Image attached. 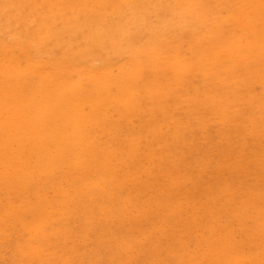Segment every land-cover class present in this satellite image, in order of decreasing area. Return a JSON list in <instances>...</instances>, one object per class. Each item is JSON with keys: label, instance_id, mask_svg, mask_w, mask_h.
<instances>
[{"label": "rangeland", "instance_id": "obj_1", "mask_svg": "<svg viewBox=\"0 0 264 264\" xmlns=\"http://www.w3.org/2000/svg\"><path fill=\"white\" fill-rule=\"evenodd\" d=\"M48 1L49 0H41L40 3V0H0V11H2L0 12V17L4 18L0 19V40L2 39V41H5L3 43L2 41H0V56L5 55V57H0V73H3L2 75H0V98L2 99H0V128H3L0 129V264H56L57 262V264H68V262L69 264H116L118 261L120 263L118 262L117 264H122V262L123 264H127L128 262V264H264V110H262L264 109V89L262 90L264 86V73H262L264 72V42L261 41L264 38V31H262L264 30V0H262V2L261 0H259L260 4H258V0H255L253 3L251 2L253 0H215L213 4H210V2H206L211 0H185L187 2H185L184 0H147L146 3H144V0H70L71 2L69 0H62L63 2H60L61 0H50L49 3ZM56 1L58 2V4H61L57 5ZM67 1L70 6L72 5V7L67 4ZM188 1H190L192 5H190V2L188 4ZM169 2L171 4H169ZM242 2H244L243 4H245V6L242 4ZM248 2L251 5H249ZM12 3L14 4L11 5ZM255 3L258 6H256ZM3 4L5 8L3 7ZM63 4H65V6ZM97 4L98 7L96 6ZM246 4L250 8L251 6H254L252 8L253 13H255L256 11H260L261 14L258 15L256 12V14H253L252 17V14L250 13L251 11L248 10L249 7L247 8ZM15 5H17L18 7L17 10V7ZM19 5H21L22 7H19ZM107 5H110L108 7H111V9L107 8ZM167 5H169V7H167ZM184 5L186 9L183 10ZM204 5H207V7ZM218 5L220 8L217 7ZM50 6L51 8L49 9L48 7ZM52 6H54L56 9ZM56 6L58 7V9ZM191 6L192 8H190ZM8 7L13 12L10 11ZM64 7H68V11H66L67 9L65 10ZM94 7H96L97 9ZM176 7L177 11L175 9ZM204 7H206L207 9H205ZM214 7L215 9L213 11ZM256 7H258L259 9L257 8V10H254L256 9ZM22 8L23 12H20L22 11ZM87 8H90V10H88ZM106 8L108 9V11L106 10ZM180 8L182 9V12L180 11ZM188 8H190V10H188ZM195 8L199 9L195 10ZM202 8H204V12ZM217 8L219 10H216ZM3 9L6 11H4ZM48 9L51 12L48 11ZM91 9L94 10L91 11ZM193 9L195 10V12L193 11ZM44 10L45 13L48 12V14L41 13V11L44 12ZM101 10L103 11L101 12ZM208 10H211V12ZM215 10L218 11V14L215 13ZM70 11V14L72 16L69 15ZM89 11L92 12V15ZM201 12H203L204 15L203 13L201 15ZM51 13H53V17L51 16ZM74 13H76V16L74 15ZM141 13L144 14L141 15ZM199 13L203 18L198 15ZM182 14L183 17L180 18L179 16H182ZM208 14L210 17L208 16ZM45 15H47L48 17H44ZM55 15L56 18H54ZM67 15H69V17ZM165 15L168 16L167 18L169 20H167ZM256 15H258V19L261 18L259 19L261 20L260 22H258L259 20H257V18H254L256 17ZM91 16L93 17L95 22L97 21V23L93 22L94 20ZM101 16L103 18L100 21L99 19L101 18ZM105 16L108 17L106 18ZM163 16L165 17V19ZM173 16H176V19L179 18L177 25L176 19L174 20ZM66 17L69 19H67ZM195 17H197L198 19ZM213 17L215 19H213ZM44 18H46L45 20H48V22L52 24L45 26V22L47 24L50 23L45 21ZM51 18L52 21H50ZM53 18L55 21H53ZM134 18L139 19L136 20ZM210 18H212V20ZM11 19L13 20V22ZM64 19H67V22ZM181 19L182 21L179 22ZM76 20L80 25L76 23L75 25L72 24ZM163 20L168 24L170 23L171 29L168 28L170 30L165 28L168 26V24L166 25V22L164 23ZM43 21L44 23H42ZM57 21L60 23L59 25ZM185 21H189L187 22V25H185ZM3 22H5V25L7 26H4ZM17 22L21 23L18 24ZM31 22L34 23L31 24ZM39 22L42 23H40L41 26ZM54 22L55 24L53 25ZM86 22L89 23L86 24L87 26L85 25ZM162 23L164 24L162 25ZM237 23H239L240 25ZM260 23H263V26H261ZM189 24H192L190 27L193 29L188 26ZM209 24L210 26H208ZM65 25H67V27ZM224 25L227 26L224 27ZM44 26L47 28H45ZM187 26L189 27V29L187 28ZM255 26L258 29L255 28ZM28 27L32 29H29ZM74 27L76 30L74 29ZM184 27L186 28V30ZM223 27L224 30H220V28L222 29ZM244 27L252 30L250 32L246 31L247 29ZM261 27L262 29H260ZM33 28H36L37 30H34V32H32L31 30H33ZM40 28L42 31H40ZM66 28L67 30H65ZM176 28L180 29V31ZM241 28H243L242 30L244 32L241 30ZM18 29H21L22 31L20 32ZM72 29H74L73 31L75 32H73ZM163 29L165 33L164 31H162ZM28 30L31 32L29 33ZM230 30L234 32H230ZM178 31L180 33L182 32V34L185 33L184 35L186 36H182V34H179ZM254 31L257 35L255 33H252ZM18 32H20L19 37ZM61 32L64 33L65 36L62 35ZM228 32L231 34H228ZM44 33L46 36H43ZM233 33H235V35H233ZM8 34L10 35L8 36ZM22 34H24V36ZM56 34L59 36V38L58 36H56ZM178 34L185 39L179 38ZM240 35L242 36V38H240ZM250 35L252 36V38ZM253 35H256V37L254 38ZM63 36L65 38H63ZM70 36L72 39L70 38ZM135 36L137 38H135ZM9 37L11 39H9ZM116 37H118L119 40ZM144 37H146V40ZM256 38H258V40ZM27 39H29V44L27 42ZM30 39L32 42L34 41V44H32ZM37 39L38 42H36ZM101 39H104L103 41L106 42H102ZM40 40H42V42L44 41L45 43L43 42L42 44H40ZM139 40H142L140 42L141 44L139 43ZM180 40L184 42H181ZM16 41L18 42L19 47L17 46V43H14ZM143 41L145 42L143 43ZM169 41L172 42V45L173 43L176 44H174L175 49H173L174 47L171 46V42ZM157 43L161 44L162 46L159 45L158 47ZM229 43L231 45H228ZM249 43L251 45H249ZM8 44L10 46H8ZM20 44L22 45L23 49L22 47H20ZM253 44H255V46ZM29 45L31 46L29 47ZM56 45L58 46V50L56 48L54 49V47H57ZM37 46H40V48ZM104 46H106V48L108 47V50H105V48L102 49V47ZM9 47H11V50ZM132 47H134V49ZM43 48H45V50ZM131 48L133 51L131 50ZM3 49H5L6 52H4ZM129 49L131 52H128ZM48 50H52V54L51 52H48ZM121 50H123L124 52L127 51L128 53L124 54V52ZM177 50L181 51L178 52ZM30 51H32V56H30V53H28ZM116 51L117 53H123V57L121 56L122 54H119L120 56H116ZM165 51L167 52V54ZM53 52H55V55H53ZM27 53L29 55H27ZM48 53L52 55V58L49 59L50 55ZM132 53H137V55L140 53L141 55L139 54L137 57V55H132ZM187 53H190V56ZM13 54H17L18 56H15ZM46 54L49 56H47ZM57 54L60 55L61 58L57 56ZM12 55L14 56V58ZM179 55H181V59H179L180 57L178 58ZM53 56H55V58ZM162 56L164 57V61L161 62L159 59H161ZM183 56L185 60L182 59ZM186 56L187 58H194V62L189 58L186 60ZM44 57L49 61L47 62ZM57 57L59 58L57 59ZM230 57L231 59H229ZM250 57L252 60H254H250ZM33 58H37V60L34 62L38 64L40 63L41 67L38 64L32 62L34 60ZM53 58L55 60H53ZM14 59L17 62H15ZM27 59L32 63L29 62V64ZM145 59L148 63H150V66H148L147 62H143L145 61ZM258 59L260 60V62L258 61ZM131 60H133V62H131ZM156 60H159L160 62H157ZM213 60L215 61V63L213 62L214 65L213 63H211V61ZM59 61L61 63H59ZM171 61H173L172 64ZM254 61L256 62L254 63ZM13 62L15 64H13ZM93 62L94 65L96 64L95 66L93 65ZM242 62L245 63V65H243ZM44 63L45 65H43ZM66 63L68 64L69 69L64 71L67 68ZM154 63H156L157 65ZM168 63H170V65ZM200 63L201 65H198ZM205 63H207V65L209 64L210 66H207ZM230 63H232V65ZM252 63H254V65H252ZM28 64L30 65V68ZM31 64L33 65L31 66ZM59 64L61 65V67L63 66L62 69L64 67L65 68L63 70L60 69L61 67L59 66ZM74 64H76V67ZM104 64L107 65L105 66ZM10 65L12 66L10 67ZM35 65L38 66L36 67ZM73 65L74 67H72ZM17 66L19 69L17 68ZM44 66L46 67V69ZM55 66H57V68ZM126 66L130 67H127L126 69ZM12 67L13 69H11ZM14 67H16V69ZM256 67H258V69H256ZM120 68H123L124 70H121ZM174 68H178L179 71L178 69L176 70ZM219 68H223L225 70L222 71L219 70ZM17 69L18 71H16ZM23 69L26 71L25 74H27L25 77L21 76L20 74L22 72V75H25ZM35 69L38 72L42 71L44 73L45 70L46 72L41 75L38 73V75L37 72H35ZM142 69H144L143 72ZM153 69L154 71H159V75H157V72L155 73ZM11 70L15 71V77L13 75V71ZM61 70L63 71V73ZM164 70H166L167 72ZM181 70L184 71L182 72ZM228 70L230 73L228 72ZM249 70L250 72H252H249L248 74L247 71ZM255 70L256 72H254ZM7 71L10 72V74ZM151 71L153 73H151ZM162 71H164V73L167 75H165L164 73L162 74ZM171 71H175L176 73L173 72V74ZM187 71H189L190 74ZM207 71L210 74L209 76L207 75ZM213 71H216V73H214ZM73 72L75 73L73 74ZM141 72L144 74V76ZM71 73L74 76L71 77ZM255 73L260 74L255 75ZM18 74L20 75L18 76ZM35 74L37 76H35ZM50 74L51 76H49ZM222 74L223 76H227L223 77ZM58 75L61 76L58 77ZM107 75L109 78H107ZM148 75L150 77H147ZM163 75L166 76V79ZM175 75L176 79L178 80H180V78L185 75L186 80L183 77L184 79L181 78L182 80L176 81V79H174ZM194 75L196 79H192L195 78ZM217 75L220 76V79ZM228 75H230V77ZM232 75L233 79L235 80L232 79ZM168 76L172 79L169 82H167L169 80ZM75 77L81 79L78 81V78L75 79ZM85 77L87 80H91L86 81ZM203 77H205L204 79L206 80H204ZM227 77L229 78L226 79ZM246 77H248V79ZM50 78L52 79L50 80L51 82H49ZM197 78H200V80ZM187 79H189L190 81H188ZM215 79H218L216 84ZM30 80L32 83H30ZM194 80L199 81L195 83L196 81ZM230 80L231 82H229ZM115 81H117L118 83H116ZM155 81H157V83H155ZM186 81L188 82L186 83ZM206 81L208 82V84ZM222 81L223 83H221ZM24 82L27 84H25ZM55 82H59V86L56 85ZM162 82H164L165 84ZM203 82H205L207 86L205 83L204 85ZM28 83L31 85V87L30 85H28ZM48 83L52 84L50 86L52 89H49ZM54 83L57 87L54 85ZM158 83L160 85H158ZM189 83H191V85ZM192 83H195L196 85ZM152 84L153 86H151ZM198 84H203L204 87H202L203 85L200 86ZM222 84L225 86H221ZM173 85H176L174 86L175 88H173ZM230 85H233V87L231 88ZM60 86L64 87V89L62 88L61 90ZM164 86L166 88H164ZM181 86H183V88L181 89H184V92L179 88ZM209 86H212V89L209 88ZM243 86H245L244 89ZM236 87H242V91L240 90V88L236 89ZM30 88L34 90H29ZM35 88L38 90L36 91ZM147 88L149 90H147ZM199 88H203V90ZM220 88L222 89V91L224 89L225 93L224 91L222 93ZM66 89L69 93L66 91ZM206 89L209 90V92L211 91V93H209L208 91L206 92ZM200 90L201 92H203V95L201 94ZM226 90L228 92H226ZM231 90H233V92L235 91L234 93L237 94H234L233 92H231ZM236 90L238 92L240 90V94L244 91L245 94L243 92L239 99V93ZM31 91L33 92L31 93ZM145 91H149L148 94ZM2 92L7 96H5ZM49 92L57 95L54 96ZM181 92H183L184 95ZM1 93L3 94V96ZM7 93L10 95L9 99V95ZM45 93L46 99L44 98ZM144 93L145 95H142ZM206 93H208V95ZM229 93L231 96L234 95L232 96V98L234 97V102L236 101V99H238L235 102L237 103V105L232 101L231 96L229 97ZM249 93H251V95ZM214 94H216L217 97L214 96ZM42 95H44V99L41 97ZM82 95L85 97H82ZM226 95L228 97H225ZM4 96L7 97L6 100ZM12 96L15 97L13 101ZM27 96L28 100H25ZM177 96L181 98H178ZM182 96H185L186 98L182 99ZM208 96L209 99L207 101L206 98ZM211 96L214 97L212 98ZM223 96L224 98H222ZM31 97L33 98V100ZM21 98L25 101V103H23L24 101ZM216 98H220V101H217ZM170 99H172V101ZM175 99L178 101H174ZM203 99L206 103L208 102L209 104H211L213 100V103L207 107L208 103L206 105ZM3 100L5 101L3 102ZM44 100L45 102L42 104L41 102H43ZM229 100L231 103L229 102ZM11 101L12 106L15 102V107L11 106ZM19 101H21V104L19 103ZM31 101H34L35 105L34 102L32 103ZM223 101L225 103L227 102V107H225L226 105ZM240 101L243 102L241 103ZM6 102L9 105H7ZM216 102H220V106H218L219 104H217ZM222 102L224 103V105ZM44 104L45 106H43ZM213 104L215 105L212 106ZM221 104L222 108L220 110ZM243 104H245L246 106ZM21 105H25L27 109L25 108V106L22 107ZM239 105H242V109ZM34 106L36 107V110L41 107L36 111L37 113L34 112ZM244 106L247 108L249 106L250 110L246 108L248 111L247 112ZM30 107L34 114L32 113ZM206 107L208 111L207 109H205ZM253 107L254 111H252L253 109H251ZM23 108H25V110ZM227 108L234 113L230 112ZM211 109H214V111L211 112ZM225 109L228 110V113L223 112ZM244 109V113H247H243V116L241 114ZM206 112L210 115H213L209 116V114H206ZM239 112L242 116V119L241 116L238 115ZM252 112H254V115L251 114ZM256 113L258 114V116L254 117L257 115ZM204 114H206L205 117ZM195 116H198L199 119ZM219 117H222L223 119ZM246 117L250 118H247L246 120ZM206 118L209 119L207 120ZM214 118H218L219 120L216 121V119ZM249 119L250 121H248ZM257 119H259V123H255ZM246 121L248 122V124L251 122L249 124L250 127L247 126ZM252 122L256 125H253ZM187 123H190V126L187 125ZM198 123L200 125H198ZM237 124L238 126H236ZM226 126L229 131L226 129ZM240 126L243 127V130L240 128ZM217 127L223 128H220L219 131ZM255 127L258 129L256 130ZM179 128L182 130H179ZM231 129L234 131H232ZM259 129L261 132L258 133ZM203 130L205 131V134ZM180 132L182 133V136ZM199 132L201 135L199 134ZM221 133L225 134L222 135ZM254 134L255 137H253ZM202 146L204 148H202ZM134 148L138 149L134 150ZM139 148H141V151ZM183 157L186 158L183 159ZM163 177L165 178L163 179ZM178 179L183 182H181L183 186L180 184V181ZM178 184H180L179 187L177 186ZM179 188H181V190ZM162 190L164 191V193ZM110 192L112 193V195H110ZM204 198H206V200H204ZM166 202L167 204H169V206L167 205L168 207L166 206ZM88 207H90V209H88ZM90 210L93 211L91 212ZM146 212L148 214L146 215L148 218L144 215L146 214ZM112 213L116 214L112 215ZM142 214L144 217L142 216ZM72 215L75 216L74 220L72 218ZM97 216L99 218H97L99 221L96 219ZM104 217L105 220H103ZM108 217L111 218L108 219ZM119 217H121L122 219L120 220ZM140 219L142 221H140ZM154 219H156V222L154 221ZM95 220H97L96 225ZM127 221L132 224H129ZM163 222L165 223L163 224ZM128 225L130 226V228ZM188 225L191 228H187ZM152 226L157 227L158 230L156 228H153ZM87 227L92 228V234L90 233V229L87 230ZM103 228H105V230ZM83 229H85V231H83ZM122 229H124L123 231L125 232V234ZM59 230L60 232H62L60 233ZM103 231H105L106 233ZM132 231L135 235L131 233ZM98 232L100 236L98 235ZM101 232L103 234L102 237L105 239L101 237ZM128 233L129 236H127L129 238L124 236ZM94 234L96 236H94ZM66 235L71 236L66 238ZM98 236L101 237V239H98ZM112 236L114 237V239H116L114 240ZM85 237H89L90 239L88 238L87 240ZM78 238L79 240H77ZM123 238H126L128 241ZM133 238H135V240ZM119 239L121 240L119 241ZM28 240L31 244L27 242ZM100 240H102L103 242ZM137 240L138 244L134 242ZM56 242H58L57 246ZM84 242H86V244L90 243V245L85 244V246H81L80 244H84ZM93 242L100 243H98L97 245ZM140 242H142V245L140 244ZM105 243L108 245H106ZM121 243H127L128 245L125 244L124 247H122L123 245ZM76 244H78V248H76ZM92 244L97 246H99L100 244V246L98 248H95V246H93ZM19 245L20 247H18ZM119 245L120 249L124 250L123 252L122 250H119ZM139 245L141 247V250L139 249ZM72 246L75 248H73ZM125 246H129L128 250H125ZM21 247L26 248L23 249ZM71 247L73 248V253L70 251L72 250ZM17 249L19 252L16 251ZM36 250H38L39 252ZM45 250L46 252L44 253ZM85 250L88 251L89 254ZM107 250L110 252H108ZM78 251L80 252V255ZM29 252H31V254H29ZM124 252L127 253L125 254ZM42 253H44L45 256H43ZM67 253L70 254L68 255ZM23 254L27 255L23 256ZM54 255L58 256L55 257ZM87 255L90 257V259L89 257H87ZM120 255H122L124 258L128 257V261L126 260V258L124 259ZM50 256H52V259ZM26 257L29 259V261L28 259L26 260ZM39 257L41 258L39 259ZM47 257L49 258L48 260ZM75 257L77 258V260L75 259ZM113 258H115L114 261ZM118 258L121 260H119ZM54 259H58L61 261L59 262ZM36 261L39 262L37 263Z\"/></svg>", "mask_w": 264, "mask_h": 264}, {"label": "bare ground", "instance_id": "obj_2", "mask_svg": "<svg viewBox=\"0 0 264 264\" xmlns=\"http://www.w3.org/2000/svg\"><path fill=\"white\" fill-rule=\"evenodd\" d=\"M49 1H50V0H49ZM49 1H48V3H49ZM57 1H58V0H57ZM57 1H56V2H57ZM63 1H64V0H63ZM63 1L61 0L60 2H63ZM69 1H70V0H69ZM78 1H79V0H78ZM154 1H155V0H154ZM156 1H157V0H156ZM176 1H177V0H176ZM184 1H185V0H184ZM190 1H191V0H190ZM190 1H188V4H189ZM192 1H194V0H192ZM197 1H200V0H197ZM201 1H202V0H201ZM211 1H212V0H211ZM211 1H206V2H210V4H213V2H214L215 0H213L212 2H211ZM218 1H222V0H218ZM218 1H217V2H218ZM254 1H255V0H253V1H251V2L253 3ZM258 1H259V0H258ZM4 2H5V1H4ZM6 2H7V1H6ZM8 2H9V1H8ZM51 2H52V1H51ZM51 2H50V3H51ZM54 2H55V1H54ZM54 2H53V3H54ZM60 2H59V3H60ZM70 2H71V1H70ZM73 2H74V1H73ZM84 2H85V1H84ZM86 2H88V1H86ZM117 2H118V1H117ZM146 2H147V0H144V3H146ZM185 2H187V1H185ZM226 2H227V1H226ZM249 2H250V1H249ZM249 2H248V4H249ZM261 2H262V0H261ZM40 3H41V0H40ZM45 3H46V2H45ZM65 3H66V2H65ZM142 3H143V1H142ZM149 3H151V2H149ZM167 3H168V2H167ZM174 3H175V2H174ZM178 3H179V2H178ZM243 3H244V2H242V4H243ZM4 4H6V3H4ZM4 4H3V7L5 8ZM13 4H14V3H12L11 5H13ZM15 4H16V3H15ZM33 4H34V3H33ZM56 4H57V5H60L61 3L58 4V2H57ZM67 4H68V1H67ZM67 4H66V6H67ZM71 4H73V3H71ZM80 4H81V3H80ZM94 4H95V3H94ZM117 4H118V3H117ZM139 4H140V3H139ZM169 4H171V3L169 2ZM172 4H173V2H172ZM180 4H181V3H180ZM180 4H179V5H180ZM183 4H184V3H183ZM204 4H205V2H204ZM222 4H223V2H222ZM222 4H221V5H222ZM258 4H260V1H259ZM263 4H264V3H263ZM11 5H10V6H11ZM49 5H51V4H49ZM63 5L65 6V4H63ZM63 5H62V6H63ZM68 5H69V4H68ZM86 5H87V3H86ZM89 5H90V4H89ZM124 5H126V4H124ZM124 5H123V6H124ZM145 5H146V4H145ZM186 5H187V3H186ZM190 5H192L191 2H190ZM194 5H195V3H194ZM194 5H193V7H194ZM196 5H197V4H196ZM198 5H199V4H198ZM215 5H217V4H215ZM221 5H220V6H221ZM243 5L245 6V4H243ZM243 5H242V7H243ZM249 5H251V4H249ZM255 5H256V3H255ZM6 6H7V5H6ZM15 6L17 7V5H15ZM20 6H21V5H19V7H20ZM34 6H35V5H34ZM47 6H48V5H47ZM69 6H70V5H69ZM80 6H82V5H80ZM90 6H91V5H90ZM90 6H89V7H90ZM92 6H94V5H92ZM96 6L98 7V4H97ZM108 6H110V5H107V8L111 9V7H108ZM136 6H138V5H136ZM180 6H181V5H180ZM204 6L207 7V5H204ZM256 6H258V5H256ZM16 7H15V8H16ZM21 7H22V6H21ZM23 7H25V6H23ZM44 7H45V6H44ZM52 7L55 8L54 6H52ZM56 7H57V6H56ZM70 7H72V5H71ZM73 7H74V6H73ZM84 7H85V6H84ZM124 7H125V6H124ZM167 7H169V5H167ZM183 7H184L183 10L186 9V8H185V5H184ZM186 7H187V6H186ZM188 7H189V5H188ZM202 7H203V6H202ZM206 7H204V8L207 9ZM211 7H212V5H211ZM217 7H219V5H218ZM221 7H222V6H221ZM246 7L248 8L249 6L246 4ZM253 7H254V6H253ZM253 7H252V6H251V8L249 7L251 10L248 8V10L251 11L250 13L252 14V17H253V14H256V12H257L258 15L261 14L260 11H256L255 13H253V12H252V11H253V10H252ZM8 8H9V7H8ZM48 8L50 9L51 6L48 7ZM53 8H52V9H53ZM62 8H63V7H62ZM64 8H65V10H66L68 7H64ZM76 8H77V6H76ZM78 8H79V7H78ZM94 8H96V7H94ZM107 8H106V10L108 11ZM190 8H192V6H191ZM190 8H188V10H190ZM204 8H202V9H203V12L205 11ZM219 8H220V7H219ZM224 8H225V6H224ZM244 8H245V7H244ZM257 8H258V7H256V9H254V10H257ZM259 8H260V6H259ZM259 8H258V9H259ZM9 9H10V8H9ZM12 9H13V8H12ZM17 9H18V7L16 8V10H17ZM44 9H45V8H44ZM46 9H47V8H46ZM49 9H48V11H50ZM52 9H51V10H52ZM55 9H56V8H55ZM55 9H54V10H55ZM57 9H58V7H57ZM59 9H60V8H59ZM87 9H88V8H87ZM96 9H97V8H96ZM155 9H157V8H155ZM175 9H176V11H177V7H176ZM180 9H181V8H180ZM180 9H179V10H180ZM196 9H199V8H195V10H196ZM208 9H209V8H208ZM210 9H211V8H210ZM214 9H215V7L213 8V11H214ZM3 10H4V9H3ZM21 10H22V11H20V12H23V8H22ZM78 10H79V9H78ZM84 10H86V9H84ZM88 10H90V8H89ZM92 10H94V9H91V11H92ZM116 10H117V9H116ZM121 10H122V9H121ZM144 10H145V9H144ZM191 10H192V9H191ZM195 10L193 9L194 12H195ZM200 10H201V9H200ZM200 10H199V11H200ZM216 10H219V9L217 8ZM216 10H215V13L218 14V11H216ZM240 10H241V9H240ZM246 10H247V9H246ZM246 10H243V11H246ZM4 11H6V10H4ZM10 11H12V10L10 9ZM56 11H57V10H56ZM61 11H63V10H61ZM66 11H68V9H67ZM73 11H74V10H73ZM80 11H81V10H80ZM102 11H103V10H101V12H102ZM125 11H126V10H125ZM180 11L182 12V9H181ZM185 11H187V10H185ZM206 11H207V10H206ZM208 11L211 12V10H208ZM213 11H212V12H213ZM228 11H229V10H228ZM0 12H2V11H0ZM12 12H13V11H12ZM12 12H11V13H12ZM50 12H51V11H50ZM54 12H55V11H54ZM75 12H76V11H75ZM89 12H90V11H89ZM96 12H97V11H96ZM121 12H122V11H121ZM183 12H184V11H183ZM190 12H191V11H190ZM203 12H201V15H202ZM258 12H259V13H258ZM3 13H5V12H3ZM38 13H39V12H38ZM41 13H43V14H48V12L45 13V10H44V12L41 11ZM67 13H68V12H67ZM70 13H71V11L69 12V15H71ZM72 13H73V12H72ZM91 13H92V12H90V14H91ZM106 13H107V12H106ZM115 13H116V12H115ZM146 13H148V12H146ZM149 13H150V11H149ZM153 13H154V12H153ZM163 13H164V12H163ZM179 13H180V12H179ZM184 13H185V12H184ZM196 13H197V11H196ZM206 13H207V12H206ZM241 13H242V12H241ZM241 13H240V14H241ZM14 14H15V13H14ZM39 14H40V13H39ZM52 14H53V13H51V16H52ZM75 14H76V13H74V15H75ZM88 14H89V13H88ZM143 14H144V13H143ZM143 14L141 13V15H143ZM169 14H170V13H169ZM169 14H168V16H169ZM244 14H245V13H244ZM244 14H243V15H244ZM41 15H42V14H41ZM69 15H67V16L69 17ZM91 15H92V14H91ZM97 15H98V14H97ZM147 15H148V14H147ZM172 15H173V14H172ZM174 15H175V14H174ZM184 15H185V14H184ZM198 15L200 16V13H199ZM203 15H204V13H203ZM258 15H256V17H254V18H257ZM51 16H50V17H51ZM71 16H72V15H71ZM75 16H76V15H75ZM86 16H87V11H86ZM86 16H85V17H86ZM89 16H90V15H89ZM168 16L165 15L166 18H167ZM185 16H186V15H185ZM195 16H196V15H195ZM208 16H209V14H208ZM232 16H233V15H232ZM12 17H13V16H12ZM14 17H15V16H14ZM19 17H20V15H19ZM44 17L47 18L48 16L45 15ZM52 17H53V16H52ZM60 17H62V16H60ZM91 17H92V16H91ZM105 17H106V16H105ZM107 17H108V16H107ZM107 17H106V18H107ZM146 17H147V16H146ZM148 17H150V16H148ZM153 17H155V16H153ZM163 17H164V16H163ZM165 17H164V19H165ZM174 17H175V18H174ZM179 17H180V18L183 17V14H182V16H179ZM186 17H187V16H186ZM200 17H201V16H200ZM209 17H210V16H209ZM234 17H236V16H234ZM1 18H3V17H0V19H1ZM17 18H18V15H17ZM46 18H44V20H45ZM54 18H56V15L54 16ZM54 18H53V21H55ZM57 18H59V17H57ZM64 18H65V14H64ZM66 18H67V17H66ZM76 18H77V17H76ZM102 18H103V17L101 16V18H100L99 20L101 21ZM114 18H115V17H114ZM141 18H142V16H141ZM176 18H177L176 16H173V19H174V20H175ZM195 18H197V17H195ZM201 18H203V17H201ZM3 19H4V18H3ZM5 19H6V18H5ZM21 19H22V18H21ZM41 19H42V18H41ZM41 19H40V20H41ZM67 19H69V18H67ZM67 19H66V20L64 19V20L67 22ZM92 19H93V17H92ZM92 19H91V20H92ZM95 19H96V18H95ZM115 19H116V18H115ZM134 19H136V18H134ZM137 19H139V18H137ZM137 19H136V20H137ZM144 19H145V17H144ZM159 19H160V18H159ZM178 19H179V18H178ZM178 19H176V22H177L176 25L178 24ZM182 19H183V18H182ZM182 19H181L179 22H181ZM197 19H198V18H197ZM210 19L212 20V18H210ZM213 19H215V18L213 17ZM223 19H224V18H223ZM223 19H222V20H223ZM244 19H245V17H244ZM246 19H247V18H246ZM252 19H253V18H252ZM259 19H261V18H259ZM259 19L257 18V20H259ZM11 20H12V19H11ZM11 20H10V21H11ZM56 20H58V19H56ZM62 20H63V19H62ZM93 20H94V19H93ZM93 20H92V21H93ZM96 20H97V19H96ZM167 20H169V19L167 18ZM208 20H209V19H208ZM217 20H218V19H217ZM224 20H225V19H224ZM253 20H254V19H253ZM4 21H5V20H4ZM14 21H15V19H14ZM16 21H17V20H16ZM19 21H20V19H19ZM45 21L48 22V20H45ZM50 21H52V18H51ZM59 21H60V19H59ZM68 21H69V20H68ZM78 21H79V20H78ZM84 21H85V20H84ZM84 21H83V22H84ZM192 21H193V20H192ZM230 21H231V20H230ZM260 21H261V20H259L258 22H260ZM12 22H13V20H12ZM21 22H22V21H21ZM21 22H19V23H21ZM25 22H27V21H25ZM57 22H58V21H57ZM93 22H95V20H94ZM98 22H99V21H98ZM132 22H133V21H132ZM136 22H137V21H136ZM163 22H164V20H163ZM165 22H166V21H165ZM165 22H164V23H165ZM173 22H174V21H173ZM183 22H184V21H183ZM185 22H186L185 25H187V24H188L187 22H189V21H185ZM238 22H239V21H238ZM256 22H257V21H256ZM258 22H257V23H258ZM17 23H18V22H17ZM19 23H18V24H19ZM32 23H34V22H31V24H32ZM35 23H36V22H35ZM40 23H41V22H39V24H40ZM42 23H44V21H43ZM42 23H41V24H42ZM48 23H50V22H48ZM68 23H69V22H68ZM71 23H72V22H71ZM75 23H76V24H79V23H77V20L74 21V23H72V24L75 25ZM95 23H97V21H96ZM145 23H146V22H145ZM164 23H162V25H163ZM191 23H193V22H191ZM225 23H226V21H225ZM18 24H17V25H18ZM24 24H25V23H24ZM41 24H40V26H41ZM46 24H47V23L45 22V26H48V25H51L52 23L47 24V25H46ZM54 24H55V22L53 23V25H54ZM59 24H60V23L58 22V25H59ZM66 24H67V23H66ZM82 24H83V23H82ZM86 24H89V23L86 22L85 25H86ZM132 24H133V23H132ZM149 24H150V23H149ZM158 24H159V23H158ZM167 24H168V23L166 22V25H167ZM171 24H172V23H171ZM194 24H195V21H194ZM220 24H221V23H220ZM237 24H239V23H237ZM255 24H256V23H255ZM260 24H261V26L264 25L263 23H260ZM262 24H263V25H262ZM3 25H4V26H7V25H5V22H3ZM3 25H2V26H3ZM17 25H16V26H17ZM62 25H63V24H62ZM79 25H80V24H79ZM91 25H92V24H91ZM169 25H170V23H169L168 26L165 27V28H166V29H168V28L171 29V25H170V27H169ZM174 25H175V24H174ZM181 25H182V24H181ZM191 25H192V24H191ZM191 25L189 24L188 26L190 27ZM239 25H240V24H239ZM252 25H254V24H252ZM258 25H259V24H258ZM9 26H10V25H9ZM22 26H23V25H22ZM45 26H44V27H45ZM56 26H57V23H56ZM65 26L67 27V25H65ZM77 26H78V25H77ZM86 26H87V25H86ZM89 26H90V25H89ZM89 26H88V27H89ZM123 26H124V25H123ZM158 26H159V25H158ZM188 26H187V28L189 29ZM201 26H203V25H201ZM208 26H210V24H209ZM226 26H227V25H224V27H226ZM30 27H31V26H30ZM50 27H51V26H50ZM54 27H55V26H54ZM54 27H53V29H54ZM61 27H62V26H61ZM61 27H60V28H61ZM82 27H83V25H82ZM82 27H81V28H82ZM84 27H85V26H84ZM98 27H99V26H98ZM116 27H117V26H116ZM134 27H135V26H134ZM172 27H173V26H172ZM213 27H214V26H213ZM224 27H223L222 29L220 28V30L223 31V30H224ZM17 28H18V27H17ZM20 28H21V27H20ZM24 28H26V27H24ZM28 28H29V27H28ZM45 28H47V27H45ZM55 28H56V27H55ZM68 28H69V27H68ZM70 28H71V26H70ZM81 28H80V29H81ZM90 28H91V27H90ZM92 28H93V27H92ZM131 28H132V27H131ZM184 28H185V27H184ZM190 28H191V27H190ZM211 28H212V27H211ZM227 28H228V27H227ZM230 28H231V27H230ZM244 28H246V27H244ZM255 28H257V27L255 26ZM255 28H254V29H255ZM13 29H14V28H13ZM22 29H23V28H22ZM29 29H32V28H29ZM38 29H39V28H38ZM74 29H75V27H74ZM74 29H72V31H73ZM99 29H100V28H99ZM112 29H115V28H112ZM170 29H168V30H170ZM176 29H177V28H176ZM188 29H187V30H188ZM191 29H193V28H191ZM206 29H207V28H206ZM242 29H243V28H241V30H242ZM246 29H247V28H246ZM246 29H245V30H246ZM257 29H258V28H257ZM260 29H262V27H261ZM263 29H264V28H263ZM1 30H2V29H1ZM10 30H12V29H10ZM15 30H16V29H15ZM18 30H19V29H18ZM18 30H17V31H18ZM34 30H37V29H36V28H33V30H31V31L34 32ZM51 30H52V29H51ZM57 30H58V28H57ZM57 30H56V31H57ZM59 30H60V29H59ZM65 30H67V28H66ZM75 30H76V29H75ZM83 30H84V29H83ZM83 30H82V31H83ZM177 30L180 31V29H177ZM177 30H176V31H177ZM182 30H183V27H182ZM185 30H186V28H185ZM208 30H209V29H208ZM213 30H214V29H213ZM215 30H216V29H215ZM232 30H234V29H232ZM232 30H230V32H234V31H232ZM251 30H252V29H251ZM251 30H250V29H247L246 31H249V32H250ZM19 31L21 32L22 30L20 29ZM31 31L28 30L29 33H30ZM40 31H42L41 28H40ZM49 31H50V29H49ZM63 31H64V28H63ZM63 31H62V32H63ZM69 31H70V30H69ZM89 31H90V29H89ZM162 31H164V29H163ZM179 31H178V33H179V34H182V32L180 33ZM193 31H194V30H193ZM209 31H210V30H209ZM216 31H217V30H216ZM225 31H226V30H225ZM242 31H243V30H242ZM262 31H264V30H262ZM20 32H18V37H19V33H20ZM54 32H55V31H54ZM54 32H53V33H54ZM57 32H58V31H57ZM62 32H61V33H62ZM73 32H75V31H73ZM80 32H81V31H80ZM84 32H85V31H84ZM84 32H83V33H84ZM156 32H157V31H156ZM183 32H184V31H183ZM219 32H220V31H219ZM235 32H237V31H235ZM243 32H244V31H243ZM256 32H257V31H256ZM8 33H9V32H8ZM10 33H13V32H10ZM23 33H24V32H23ZM36 33H37V32H36ZM51 33H52V32H51ZM61 33H60V36H61ZM78 33H79V32H78ZM91 33H92V32H91ZM91 33H90V34H91ZM164 33H165V31H164ZM205 33H206V32H205ZM211 33H213V32H211ZM215 33H216V32H215ZM241 33H242V32H241ZM252 33L254 34L255 31L252 32ZM6 34H7V33H6ZM14 34H15V33H14ZM25 34H26V32H25ZM68 34H69V32H68ZM161 34H162V33H161ZM179 34H178V36H179ZM184 34H185V33H184ZM184 34H182V36H183ZM224 34H225V33H224ZM228 34H231V33L228 32ZM255 34H256V33H255ZM260 34H262V33H260ZM260 34H259V36H260ZM9 35H10V34H8V36H9ZM22 35L24 36V34H22ZM22 35H20V36H22ZM41 35H42V34H41ZM62 35H64V33H62ZM158 35H159V34H158ZM233 35H235V33H233ZM256 35H257V34H256ZM256 35H255V36L253 35L254 38L256 37ZM2 36H3V35H2ZM6 36H7V35H6ZM16 36H17V35H16ZM43 36H46L45 33L43 34ZM48 36H49V35H48ZM56 36H58V35L56 34ZM64 36H65V35H64ZM64 36H63V38H65ZM68 36H69V35H68ZM71 36H72V35H71ZM71 36H70V38H71ZM84 36H85V35H84ZM184 36H186V35H184ZM207 36H208V35H207ZM240 36H241V35H240ZM250 36H251V35H250ZM12 37H13V36H12ZM109 37H110V36H109ZM111 37H112V36H111ZM113 37H114V36H113ZM120 37H121V36H120ZM158 37H159V36H158ZM162 37H163V36H162ZM227 37H228V36H227ZM246 37H247V36H246ZM2 38H3V37H2ZM25 38H26V37H25ZM56 38H57V37H56ZM58 38H59V36H58ZM66 38H67V37H66ZM92 38H93V37H92ZM107 38H108V37H107ZM107 38H106V39H107ZM116 38H118V37H116ZM135 38H137V37L135 36ZM144 38H145V40H146V37H144ZM144 38H143V39H144ZM179 38H181V39H185L184 37H181V35L179 36ZM179 38H178V40H179ZM204 38H205V37H204ZM240 38H242V36H241ZM244 38H245V37H244ZM251 38H252V36H251ZM262 38H263V37H262ZM4 39H5V38H4ZM9 39H11V38L9 37ZM14 39H15V38H14ZM38 39H40V38H38ZM38 39H37L36 42H38ZM45 39H46V37H45ZM50 39H51V37H50ZM60 39H61V38H60ZM71 39H72V38H71ZM82 39H83V38H82ZM106 39H105V40H106ZM138 39H139V38H138ZM141 39H142V38H141ZM226 39H227V38H226ZM237 39H238V38H237ZM256 39L258 40V38H256ZM256 39H255V40H256ZM7 40H8V39H7ZM23 40H25V39H23ZM27 40H28V41H27ZM27 40H26V41H27L28 44H29V39H27ZM101 40H102V39H101ZM101 40H100V41H101ZM103 40H104V39H103ZM103 40H102V42H104ZM118 40H119V38H118ZM176 40H177V39H176ZM205 40H206V39H205ZM205 40H204V41H205ZM224 40H225V39H224ZM224 40H223V41H224ZM252 40H253V39H252ZM260 40H261V39H260ZM0 41H2V39H1ZM14 41H15V40H14ZM18 41H20V40H18ZM30 41H31V39H30ZM40 41H41V42H40ZM40 41H39L40 44H42V43L44 42V41L42 42V40H40ZM73 41H74V39H73ZM100 41H99V43H100ZM136 41H137V40H136ZM141 41H142V40H139V43H140ZM180 41H181V40H180ZM250 41H251V40H250ZM261 41L264 42V38H263V40H261ZM3 42H5V41H2V43H3ZM23 42H24V41H23ZM23 42H22V43H23ZM27 42H26V43H27ZM31 42H32V41H31ZM61 42H62V41H61ZM102 42H101V43H102ZM105 42H106V41H105ZM105 42H104V43H105ZM107 42H108V41H107ZM134 42H135V41H134ZM144 42H145V41H143V43H144ZM169 42H171V41H169ZM177 42H178V41H177ZM181 42H184V41H181ZM241 42H242V41H241ZM2 43H1V44H2ZM11 43H12V42H11ZM14 43H17V46H18V42H17V41L14 42ZM19 43H21V42H19ZM44 43H45V42H44ZM66 43H67V42H66ZM104 43H103V44H104ZM115 43H116V42H115ZM132 43H133V42H132ZM132 43H131V44H132ZM209 43H210V42H209ZM28 44H27V45H28ZM32 44H34V41L32 42ZM35 44H36V43H35ZM88 44H90V43H88ZM117 44H118V42H117ZM135 44H137V43H135ZM140 44H141V43H140ZM140 44H138V45H140ZM157 44H158V43H157ZM166 44H167V43H166ZM170 44H171V46L174 47L173 49H175V45H176V44L173 43V45H172V42H171ZM174 44H175V45H174ZM177 44H179V43H177ZM196 44H197V43H196ZM256 44H257V43H256ZM15 45H16V44H15ZM20 45H21V44H20ZM37 45H38V44H37ZM60 45H61V44H60ZM76 45H77V44H76ZM80 45H81V44H80ZM100 45H101V44H100ZM105 45H106V44H105ZM114 45H115V44H114ZM121 45H122V44H121ZM127 45H128V44H127ZM149 45H150V44H149ZM155 45H156V44H155ZM159 45L162 46L161 44H158V47H159ZM228 45H231V44L229 43ZM247 45H248V44H247ZM249 45H251V44L249 43ZM253 45L255 46V44H253ZM2 46H3V45H2ZM4 46H5V44H4ZM6 46H7V45H6ZM8 46H10V45L8 44ZM30 46H31V45H29V47H30ZM40 46H41V45H40ZM40 46H37V47L40 48ZM52 46H53V45H52ZM54 46H55V45H54ZM56 46H57V45H56ZM87 46H88V45H87ZM102 46H103V45H102ZM110 46H111V45H110ZM112 46H113V45H112ZM123 46H124V44H123ZM123 46H122V47H123ZM156 46H157V45H156ZM168 46H169V45H168ZM168 46H167V47H168ZM18 47H19V46H18ZM20 47H22V45H21ZM25 47H26V46H25ZM29 47H28V48H29ZM64 47H65V45H64ZM64 47H63V48H64ZM108 47H109V45H108ZM108 47H107V48H108ZM126 47H127V46H126ZM140 47H141V46H140ZM158 47H155V48H158ZM167 47H166V48H167ZM211 47H212V46H211ZM237 47H238V45H237ZM237 47H236V48H237ZM259 47H260V46H259ZM9 48H10V50H11V47H9ZM26 48H27V47H26ZM55 48L57 49L58 46H57V47H54V49H55ZM100 48H101V47H100ZM100 48H99V49H100ZM103 48H105V50H108V49L106 48V46L102 47V49H103ZM128 48H129V47H128ZM132 48L134 49V47H132ZM132 48H131V50H132ZM168 48H169V47H168ZM170 48H171V47H170ZM208 48H209V47H208ZM208 48H207V49H208ZM257 48H258V47H257ZM257 48H256V50H257ZM260 48H261V47H260ZM22 49H23V47H22ZM43 49L45 50V48H43ZM126 49H127V48H126ZM223 49H224V48H223ZM241 49H242V48H241ZM252 49H253V48H252ZM3 50H4V52H6L5 49H3ZM8 50H9V49H8ZM8 50H7V51H8ZM16 50H19V49H16ZM16 50H15V51H16ZM28 50H30V49H28ZM32 50H33V49H32ZM34 50H35V49H34ZM57 50H58V49H57ZM82 50H84V49H82ZM82 50H81V51H82ZM112 50H113V49H112ZM114 50H115V49H114ZM171 50H172V49H171ZM182 50H183V49H182ZM235 50H236V49H235ZM263 50H264V49H263ZM263 50H262V51H263ZM20 51H21V50H20ZM20 51H18V52H20ZM38 51H39V50H38ZM51 51H52V50H51ZM51 51L48 50V52H51ZM53 51H54V50H53ZM75 51H76V50H75ZM117 51H118V50H117ZM117 51H116V53H117ZM121 51H123V50H121ZM132 51H133V50H132ZM138 51H139V50H138ZM168 51H169V50H168ZM177 51L179 52V51H181V50H177ZM18 52H17V53H18ZM21 52H22V51H21ZM25 52H27V51H25ZM31 52H32V51L28 52V53H30V56H32V55H31ZM36 52H37V51H36ZM96 52H97V49H96ZM106 52H107V51H106ZM118 52H119V51H118ZM123 52H124V51H123ZM128 52H131L130 49L128 50ZM128 52L125 51L124 54H125V53H128ZM142 52H143V49H142ZM165 52H166V51H165ZM219 52H220V51H219ZM226 52H228V51H226ZM1 53H2V52H1ZM28 53H27V55H29ZM33 53H34V52H33ZM53 53H54L53 55H55V52H53ZM59 53H60V52H59ZM145 53H146V51H145ZM159 53H160V52H159ZM159 53H158V54H159ZM185 53H186V52H185ZM190 53H191V51H190ZM190 53H189V54L187 53V54L190 56ZM206 53H207V52H206ZM253 53H254V52H253ZM48 54H49V53H48ZM51 54H52V52H51ZM51 54H49V55H50L49 59L52 58V57H51V56H52ZM113 54H114V53H113ZM119 54H120V55L122 54L121 56L123 57V53H117L116 56L119 55ZM139 54H140V53H139ZM139 54H138V55H139ZM158 54H157V55H158ZM162 54H163V53H162ZM166 54H167V52H166ZM177 54H178V53H177ZM179 54H181V53H179ZM187 54H186V55H187ZM13 55H15V54H13ZM13 55H12V56H13ZM16 55H17V54H16ZM16 55H15V56H16ZM19 55H20V54H19ZM25 55H26V54H25ZM27 55H26V56H27ZM46 55H47V54H46ZM49 55H47V56H49ZM61 55H62V54H61ZM104 55H105V54H104ZM120 55H119V56H120ZM130 55H131V54H130ZM132 55H137V53H136V54H133V53H132ZM138 55H137V57H138ZM140 55H141V54H140ZM172 55H174V54H172ZM246 55H247V54H246ZM251 55H252V53H251ZM2 56L5 57V55H1L0 57L2 58ZM12 56H11V57H12ZM17 56H18V55H17ZM23 56H24V55H23ZM23 56H22V57H23ZM57 56L60 57V55H58V54H57ZM62 56H63V55H62ZM80 56H81V55H80ZM108 56H109V55H108ZM163 56H164V55H163ZM163 56L161 57L162 60L159 59L161 62L164 61V60H163V58H164ZM175 56H177V55H175ZM216 56H217V55H216ZM228 56H229V55H228ZM35 57H36V56H35ZM39 57H40V56H39ZM42 57H43V56H42ZM53 57L55 58V56H53ZM59 57H57V59H58ZM137 57H134V58H137ZM172 57H173V56H172ZM179 57H180V58H179ZM221 57H222V55H221ZM223 57H224V56H223ZM231 57H232V56H231ZM231 57H230L229 59H231ZM237 57H238V56H237ZM252 57H253V56H252ZM13 58H14V56H13ZM16 58H17V57H16ZM31 58H32V57H31ZM54 58H53V60H55ZM60 58H61V57H60ZM116 58H117V57H116ZM141 58H144V57H141ZM141 58H140V60H141ZM173 58H174V57H173ZM173 58H172V59H173ZM178 58L181 59V55H179ZM185 58H186V60H187L188 58H189V59H192V60L194 59V58H192V57H191V58H190V57L187 58V56H186ZM225 58H226V57H225ZM4 59H5V58H4ZM4 59H3V60H4ZM33 59H34V60H33L32 62H34V61L37 60V58H36V59L33 58ZM44 59H45V57H44ZM65 59H66V58H65ZM129 59H130V58H129ZM129 59H128V60H129ZM179 59H178V60H179ZM182 59H184V56H183ZM197 59H198V58H197ZM10 60H11V59H10ZM38 60H39V59H38ZM41 60H42V59H41ZM45 60H46L47 62L49 61L48 59H45ZM53 60H52V61H53ZM62 60H63V57H62ZM62 60H61V61H62ZM68 60H69V59H68ZM84 60H86V59H84ZM113 60H114V59H113ZM113 60H111V61H113ZM115 60H116V59H115ZM134 60H136V59H134ZM152 60H153V59H152ZM152 60H151V61H152ZM159 60H158V61H159ZM184 60H185V59H184ZM192 60H191V61H192ZM237 60H238V59H237ZM250 60H252L251 57H250ZM253 60H254V59H253ZM253 60H252V61H253ZM255 60H256V59H255ZM0 61H1V60H0ZM5 61H8V60H5ZM5 61H4V62H5ZM14 61L17 62L15 59H14ZM18 61H20V60H18ZM24 61H25V60H24ZM27 61H28V59H27ZM46 61H45V62H46ZM77 61H78V60H77ZM106 61H107V60H106ZM125 61H126V60H125ZM125 61H123V62H125ZM156 61H157V60H156ZM158 61H157V62H158ZM160 61H159V62H160ZM200 61H201V60H200ZM252 61H250V62H252ZM258 61L260 62L259 59H258ZM22 62H23V60H22ZM22 62H21V63H22ZM25 62H26V61H25ZM29 62H30V61H28V63H29ZM32 62H30V63H32ZM47 62H46V63H47ZM53 62H54V61H53ZM131 62H133V60H131ZM131 62H130V63H131ZM143 62H147V60L145 59V61H143ZM172 62H173V61H171V64H172ZM188 62H189V61H188ZM193 62H194V60H193ZM213 62L215 63L214 60L211 61V63H213ZM225 62H226V61H225ZM227 62H230V61H227ZM231 62H232V61H231ZM235 62H236V61H235ZM243 62H244V59H243ZM243 62H242V63H243ZM246 62H248V61H246ZM255 62H256V61H254V63H255ZM30 63H29V64H30ZM34 63H35V62H34ZM34 63H33V64H34ZM59 63H61V62L59 61ZM62 63H63V62H62ZM72 63H73V62H72ZM90 63H91V62H90ZM97 63H98V62H97ZM101 63H102V62H101ZM109 63H110V62H109ZM109 63H108V64H109ZM136 63H138V62H136ZM147 63H148V62H147ZM166 63H167V62H166ZM208 63H209V62H208ZM214 63H213V65H214ZM222 63H223V62H222ZM254 63H252V65H254ZM13 64H15V63L13 62ZM18 64H19V63H18ZM23 64H25V63H23ZM29 64H28V65H29ZM33 64H31V66H32ZM35 64H38V63H35ZM50 64H51V62H50ZM68 64H69V62H68ZM68 64L66 63L67 68H66L64 71H66V70L69 69ZM70 64H71V63H70ZM85 64H86V63H85ZM102 64H103V63H102ZM134 64H135V63H134ZM134 64H133V65H134ZM152 64H153V63H152ZM154 64H156V63H154ZM168 64L170 65V63H168ZM205 64L207 65V63H205ZM220 64H221V63H220ZM230 64L232 65V63H230ZM247 64H248V63H247ZM260 64H261V63H260ZM263 64H264V63H263ZM2 65H3V64H2ZM38 65L40 66V63H39ZM38 65H37V66H38ZM41 65H42V64H41ZM43 65H45V63H44ZM47 65H48V63H47ZM74 65H75V67H76V64H74ZM74 65H73L72 67H74ZM93 65H94V62H93ZM95 65H96V64H95ZM95 65H94V66H95ZM104 65H105V64H104ZM106 65H107V64H106ZM106 65H105V66H106ZM136 65H137V64H136ZM142 65H143V63H142ZM156 65H157V64H156ZM161 65H162V64H161ZM165 65H166V64H165ZM173 65H174V64H173ZM185 65H186V64H185ZM198 65H201V63L198 64ZM208 65H209V64H208ZM208 65H207V66H208ZM243 65H245V63H243ZM3 66H4V65H3ZM6 66H9V65H6ZM11 66H12V65H10V67H11ZM15 66H16V65H15ZM35 66H36V65H35ZM37 66H36V67H37ZM48 66H49V65H48ZM59 66L61 67L60 64H59ZM84 66H85V65H84ZM84 66H83V67H84ZM87 66H88V64H87ZM91 66H92V65H91ZM97 66H98V65H97ZM119 66H120V65H119ZM121 66H122V65H121ZM144 66H145V65H144ZM144 66H143V67H144ZM148 66H150V63H148ZM163 66H164V65H163ZM177 66H178V65H177ZM177 66H176V67H177ZM209 66H210V65H209ZM255 66H256V65H255ZM0 67H1V66H0ZM40 67H41V66H40ZM40 67H39V69H40ZM44 67H45V66H44ZM55 67L57 68V66H55ZM62 67H63V66H62ZM62 67H61L60 69H62ZM72 67H71V68H72ZM89 67H90V66H89ZM92 67H93V66H92ZM117 67H118V66H117ZM127 67H130V66H126L125 68L127 69ZM145 67H146V66H145ZM164 67H165V66H164ZM171 67H172V66H171ZM179 67H180V66H179ZM179 67H178V68H179ZM230 67H231V66H230ZM235 67H236V66H235ZM14 68L16 69V67H14ZM17 68H18V66H17ZM24 68H25V67H24ZM29 68H30V65H29ZM33 68H34V67H33ZM42 68H43V67H42ZM64 68H65V67H64ZM64 68H63V69H64ZM93 68H94V67H93ZM155 68H156V67H155ZM172 68H173V67H172ZM178 68H177V69H178ZM210 68H211V67H210ZM220 68H221V66H220ZM220 68H219V70H222V71L225 70V69H223V68H222V69H220ZM233 68H234V67H233ZM237 68H238V67H237ZM261 68H262V67H261ZM263 68H264V67H263ZM11 69H13V67H12ZM18 69H19V68H18ZM18 69H17L16 71H18ZM27 69H28V68H27ZM43 69H44V68H43ZM43 69H42V70H43ZM45 69H46V67H45ZM63 69H62V70H63ZM81 69H82V67H81ZM81 69H80V70H81ZM120 69H121V68H120ZM122 69H123V68H122ZM122 69H121V70H122ZM144 69H145V68H144ZM144 69H142V72H143ZM174 69H176V68H174ZM177 69H176V70H177ZM205 69H206V68H205ZM208 69H209V68H208ZM227 69H228V68H227ZM227 69H226V70H227ZM253 69H254V68H253ZM253 69H252V70H253ZM256 69H258V67H256ZM7 70H8V69H7ZM29 70H31V69H29ZM62 70H61V71H62ZM123 70H124V69H123ZM168 70H169V68H168ZM170 70H171V69H170ZM176 70H175V71H176ZM235 70H236V68H235ZM237 70H238V69H237ZM246 70H247V69H246ZM8 71H9V70H8ZM8 71H7V72H8ZM11 71H13V75H14V77H15V75H16V74H14L15 71H14V70H11ZM59 71H60V70H59ZM59 71H58V73H59ZM74 71H77V70H74ZM82 71H83V70H82ZM117 71H118V70H117ZM153 71H154V69H153ZM164 71H166V70H164ZM164 71H162L161 73L163 74ZM175 71H173V72H175ZM178 71H179V69H178ZM181 71H182V70H181ZM183 71H184V70H183ZM183 71H182V72H183ZM205 71H206V70H205ZM232 71H233V70H232ZM262 71H263V70H262ZM262 71H261V72H262ZM5 72H6V71H5ZM19 72H20V71H19ZM19 72H18V73H19ZM23 72H24V74H25L26 71L23 69ZM35 72H37V74L39 73V74L41 75V74H44V73L46 72V70H45L44 73L41 71V72H42V73H41V72H38V71L35 69ZM35 72H34V73H35ZM56 72H57V70H56ZM67 72H68V71H67ZM67 72H66V73H67ZM83 72H84V71H83ZM142 72H141V73H142ZM154 72L156 73L157 70L154 71ZM166 72H167V71H166ZM171 72H172V71H171ZM173 72H172V73H173ZM185 72H186V71H185ZM187 72H189V71H187ZM199 72H201V71H199ZM213 72H214V71H213ZM228 72H229V70H228ZM247 72H248V74H249L250 70L247 71ZM251 72H252V71H251ZM251 72H250V73H251ZM254 72H256V70H255ZM261 72H260V73H261ZM8 73L10 74V72H8ZM62 73H63V71H62ZM66 73H64V74H66ZM74 73H75V72H73V74H74ZM144 73H145V72H144ZM151 73H153V72L151 71ZM158 73H159V71L157 72V75H159ZM169 73H170V72H169ZM175 73H176V72H175ZM205 73H206V72H205ZM214 73H216V71H215ZM229 73H230V72H229ZM260 73H257V74L255 73V75H258V74H260ZM262 73H264V72H262ZM2 74H3V73H2ZM2 74L0 73V75H2ZM20 74H21V76H24V77L27 75V74L22 75V72H21ZM20 74H18V76H19ZM39 74H38V75H39ZM60 74H61V73H60ZM68 74H69V72H68ZM71 74H72V73H71ZM73 74L71 75V77L74 76ZM106 74H107V73H106ZM142 74H143V73H142ZM142 74H141V75H142ZM145 74H146V73H145ZM147 74H148V73H147ZM164 74H165V73H164ZM170 74H171V73H170ZM173 74H174V73H173ZM178 74H179V73H178ZM178 74H177V75H178ZM189 74H190V72H189ZM211 74H212V73H211ZM232 74H233V73H232ZM69 75H70V74H69ZM69 75H68V76H69ZM75 75H76V74H75ZM99 75H100V74H99ZM104 75H105V74H104ZM104 75H103V76H104ZM121 75H125V74H121ZM134 75H135V74H134ZM165 75H167V74H165ZM165 75H163V76H164L165 79H166V76H165ZM171 75H172V74H171ZM180 75H181V74H180ZM187 75H188V74H187ZM187 75H186V76H187ZM191 75H192V74H191ZM200 75H201V74H200ZM202 75H203V74H202ZM205 75H206V74H205ZM207 75H208V76L210 75V74L208 73V71H207ZM213 75H214V74H213ZM244 75H245V74H244ZM252 75H253V74H252ZM35 76H37V75L35 74ZM49 76H51V74H50ZM59 76H61V75H58V77H59ZM62 76H63V75H62ZM101 76H102V75H101ZM101 76H100V77H101ZM105 76H106V75H105ZM138 76H139V75H138ZM143 76H144V74H143ZM151 76H152V75H151ZM169 76H170V75H169ZM169 76H168V79H169V80H168V79H167L168 81L166 80L167 82H169L170 80H172L171 77L169 78ZM211 76H212V75H211ZM217 76H218L219 79H220V76H219V75H217ZM222 76H223V74H222ZM222 76H221V79H222ZM224 76H225V75H224ZM224 76H223V77H224ZM226 76H227V75H226ZM226 76H225V77H226ZM228 76L230 77V75H228ZM248 76H249V75H248ZM263 76H264V75H263ZM7 77H8V76H7ZM63 77H64V76H63ZM80 77H81V76H80ZM118 77H119V76H118ZM135 77H136V76H135ZM147 77H150V76L148 75ZM152 77H153V76H152ZM155 77H156V76H155ZM183 77L185 78V75H184ZM183 77H181V78H183ZM194 77H195V75H194ZM200 77H201V76H200ZM214 77H215V76H214ZM218 77H217V78H218ZM229 77H227L226 79H228ZM231 77H232V79H233V75H232ZM249 77H250V76H249ZM254 77H255V76H254ZM3 78H4V77H3ZM38 78H39V77H38ZM52 78H53V77H52ZM77 78H78V77H75V79H77ZM81 78H82V77H81ZM81 78H78V81H79ZM89 78H90V77H89ZM97 78H98V76H97ZM102 78H103V77H102ZM105 78H106V77H105ZM105 78H104V79H105ZM107 78H109L108 75H107ZM121 78H122V77H121ZM142 78H143V77H142ZM153 78H154V77H153ZM158 78H160V77H158ZM172 78H173V77H172ZM177 78H178V76H177ZM179 78H180V76H179ZM181 78H180V80H182ZM184 78H183V79H184ZM187 78H188V77H187ZM204 78H205V77H203V79H204ZM208 78H209V77H208ZM246 78L248 79V77H246ZM246 78H245V79H246ZM24 79H26V78H24ZM58 79H61V78H58ZM58 79H57V80H58ZM62 79H64V78H62ZM66 79H67V78H66ZM83 79H84V78H83ZM83 79H82V80H83ZM85 79H86V77H85ZM136 79H137V78H136ZM174 79H176V75H175V78H174ZM192 79H196V77H195V78H192ZM192 79H191V80H192ZM197 79L200 80V78H197ZM203 79H202V80H203ZM211 79H212V78H211ZM230 79H231V78H230ZM236 79H237V78H236ZM240 79H241V78H240ZM13 80H14V79H13ZM17 80H18V79H17ZM17 80H16V81H17ZM19 80H20V79H19ZM28 80H29V79H28ZM47 80H48V79H47ZM50 80H52V79L50 78V79H49V82H51ZM57 80H56V81H57ZM70 80H71V79H70ZM89 80H91V79H89ZM89 80L86 79V81H89ZM108 80H109V79H108ZM121 80H122V79H121ZM138 80H139V79H138ZM156 80H157V79H156ZM159 80H160V79H159ZM180 80L176 79V81H180ZM185 80H186V78H185ZM187 80L190 81L189 79H187ZM199 80H197V81H199ZM202 80H201V81H202ZM204 80H206V79H204ZM204 80H203V81H204ZM215 80H216V79H215ZM217 80H218V79H217ZM217 80L215 81V84L217 83ZM223 80H224V79H223ZM233 80H235V79H233ZM11 81H12V80H11ZM33 81H35V80H33ZM62 81H65V80H62ZM74 81H75V80H74ZM76 81H77V80H76ZM105 81H107V80H105ZM109 81H110V80H109ZM109 81H108V82H109ZM124 81H125V80H124ZM129 81H130V80H129ZM140 81H141V80H140ZM150 81H151V79H150ZM152 81H153V80H152ZM174 81H175V80H174ZM183 81H184V80H183ZM188 81H186V83H187ZM194 81H196V80H194ZM197 81H196L195 83H197ZM207 81H209V80H207ZM207 81H206V82H207ZM213 81H214V80H213ZM37 82H38V81H37ZM66 82H67V81H66ZM71 82H72V81H71ZM115 82L118 83L117 81H115ZM192 82H193V81H192ZM226 82H228V81H226ZM229 82H231V80H230ZM236 82H237V80H236ZM238 82H239V81H238ZM252 82H253V81H252ZM15 83H16V82H15ZM24 83H25V82H24ZM30 83H32L31 80H30ZM52 83H53V82H52ZM55 83H56V85L59 86V84H58L59 82H55ZM55 83H54V85H55ZM69 83H70V82H69ZM75 83H76V82H75ZM106 83H107V82H106ZM131 83H132V82H131ZM144 83H145V82H144ZM155 83H157V81H155ZM162 83H164V82H162ZM195 83H192V84H195ZM204 83H205V82H203V84H204ZM210 83H212V82H210ZM221 83H223V81H222ZM240 83H241V82H240ZM248 83H249V82H248ZM25 84H27V83H25ZM25 84H24V85H25ZM48 84H49L48 87H49V89H50V88H51L50 86H51L52 84H50V83H48ZM136 84H137V83H136ZM136 84H135V86H136ZM142 84H143V83H142ZM160 84H161V82H160ZM160 84L158 83V85H160ZM164 84H165V83H164ZM173 84H174V82H173ZM189 84L191 85V83H189ZM203 84H201V85L198 84V85L202 86ZM205 84H206V83H205ZM205 84H204V85H205ZM207 84H208V82H207ZM207 84H206V86H207ZM246 84H247V83H246ZM257 84H258V82H257ZM13 85H14V84H13ZM28 85H30V84L28 83ZM44 85H45V82H44ZM56 85H55V86H56ZM69 85H70V84H69ZM79 85H80V84H79ZM112 85H113V84H112ZM121 85H122V84H121ZM156 85H157V84H156ZM156 85H155V86H156ZM168 85H169V84H168ZM195 85H196V84H195ZM204 85H203L202 87H204ZM218 85H219V84H218ZM239 85H241V84H239ZM239 85H238V86H239ZM243 85H245V84H243ZM22 86H23V85H22ZM38 86H39V85H38ZM67 86H68V85H67ZM126 86H127V85H126ZM151 86H153V84H152ZM155 86H154V87H155ZM165 86H166V85H165ZM165 86H164V88H166ZM174 86H176V85H173V88H175ZM214 86H216V85H214ZM221 86H225V85L222 84ZM230 86H231V88L233 87V85H230ZM30 87H31V85H30ZM32 87H34V86H32ZM48 87H47V88H48ZM56 87H57V86H56ZM60 87H61V90H62V88L64 89V87H62V86H60ZM60 87H59V88H60ZM65 87H66V86H65ZM130 87H131V86H130ZM137 87H138V86H137ZM143 87H144V86H143ZM159 87H160V86H159ZM159 87H158V88H159ZM167 87H168V86H167ZM198 87H199V86H198ZM228 87H229V86H228ZM244 87H245V86H243V89H244ZM247 87H248V86H247ZM12 88H13V87H12ZM47 88H46V89H47ZM119 88H120V87H119ZM148 88H149V87H148ZM148 88H147V90H149ZM155 88H156V87H155ZM158 88H157V89H158ZM161 88H162V87H161ZM177 88H178V85H177ZM179 88L181 89V88H183V86H181V87H179ZM209 88L212 89V86H211V87L209 86ZM217 88H218V87H217ZM217 88H216V89H217ZM225 88H226V87H225ZM238 88H240V87H238ZM238 88L236 87V89H238ZM250 88H251V87H250ZM4 89H5V88H4ZM18 89H19V87H18ZM25 89H26V88H25ZM27 89H28V88H27ZM40 89H41V88H40ZM43 89H44V88H43ZM51 89H52V88H51ZM117 89H118V88H117ZM123 89H124V88H123ZM123 89H122V90H123ZM140 89H141V88H140ZM186 89H187V88H186ZM191 89H192V87H191ZM199 89H201V88H199ZM220 89H221V88H220ZM241 89H242V87L240 88V90H241ZM257 89H258V88H257ZM263 89H264V86H263L262 90H263ZM29 90H34V89H31V88H30ZM35 90L37 91L38 89L35 88ZM122 90H121V91H122ZM125 90H126V88H125ZM142 90H143V89H142ZM145 90H146V89H145ZM153 90H154V89H153ZM158 90H159V89H158ZM163 90H165V89H163ZM168 90H169V89H168ZM181 90H182V89H181ZM181 90H180V91H181ZM201 90H203V88H202ZM201 90H200V92H201ZM218 90H219V89H218ZM218 90H217V91H218ZM233 90H235V89H233ZM233 90H231V92H233ZM240 90H239V92H240ZM2 91H3V90H2ZM26 91H27V90H26ZM43 91H44V90H43ZM52 91H53V90H52ZM54 91H55V90H54ZM63 91H64V90H63ZM66 91H67V89H66ZM123 91H124V90H123ZM182 91L184 92L185 90L183 89ZM207 91L209 92V90L206 89V92H207ZM221 91H222V89H221ZM223 91H224V89H223ZM223 91H222V93H223ZM236 91H237V90H236ZM241 91H242V90H241ZM255 91H256V90H255ZM258 91H259V90H258ZM9 92H10V90H9ZM15 92H17V91H15ZM32 92H33V91H31V93H32ZM58 92H59V91H58ZM60 92H61V91H60ZM67 92H68V91H67ZM136 92H138V91H136ZM136 92H134V93H136ZM145 92L148 94L149 91H145ZM183 92H181V93L183 94ZM188 92H189V91H188ZM188 92H187V93H188ZM226 92H228V91L226 90ZM229 92H230V91H229ZM234 92H235V91H234ZM234 92H233V93H234ZM237 92H238V91H237ZM239 92H238V93H239ZM243 92H244V91H243ZM243 92H242L241 94H243ZM262 92H263V91H262ZM2 93H3V92H2ZM2 93H1V94H2ZM26 93H27V92H26ZM26 93H25V94H26ZM28 93H29V92H28ZM40 93H41V92H40ZM49 93H50V92H49ZM49 93H48V94H49ZM55 93H56V92H55ZM68 93H69V92H68ZM68 93H67V94H68ZM72 93H73V92H72ZM202 93H203V92H201V94H202ZM209 93H211V91H210ZM215 93H216V91H215ZM224 93H225V91H224ZM233 93H231V94H233ZM3 94L5 95V93H3ZM3 94H2V96H3ZM7 94H8V93H7ZM10 94H11V93H10ZM14 94H15V93H14ZM50 94H53V95H54V93H50ZM78 94H79V93H78ZM83 94H84V93H83ZM147 94H146V95H147ZM193 94H194V93H193ZM206 94L208 95V93H206ZM234 94H237V93H234ZM241 94L239 93V97L237 96L239 99H240V97H241ZM244 94H245V92H244ZM247 94H248V93H247ZM249 94L251 95V93H249ZM8 95H9V94H8ZM15 95H16V94H15ZM37 95H38V94H37ZM55 95H57V94H55ZM55 95H54V96H55ZM60 95H61V94H60ZM142 95H145V93L142 94ZM183 95H184V94H183ZM187 95H188V94H187ZM187 95H186V96H187ZM202 95H203V94H202ZM204 95H205V93H204ZM210 95H211V94H210ZM210 95H209V96H210ZM223 95H224V94H223ZM5 96H7V95H5ZM5 96H4V97H5ZM13 96H14V95H13ZM13 96H12V97H13ZM17 96H18V94H17ZM25 96H26V95H25ZM43 96H44V95H42L41 97L43 98ZM122 96H123V95H122ZM147 96H148V95H147ZM149 96H150V95H149ZM179 96H180V95H179ZM209 96L206 98L207 101H208V99H209ZM214 96L217 97L216 94H214ZM214 96H211V97L213 98ZM230 96H231V95H230V93H229V97H230ZM232 96H234V95H232ZM232 96H231V98H232ZM4 97H3V98H4ZM45 97H46V93H45L44 98H45ZM56 97H57V96H56ZM82 97H85V96L82 95ZM177 97H178V96H177ZM200 97H201V95H200ZM202 97H204V96H202ZM211 97H210V98H211ZM225 97H228V96L226 95ZM254 97H255V96H254ZM262 97H263V96H262ZM6 98H7V97H5V100H6ZM9 98H10V95H9L8 99H9ZM27 98H28V96L26 97L25 100H28ZM31 98H32V97H31ZM42 98H41V99H42ZM44 98H43V99H44ZM47 98H48V96H47ZM122 98H123V97H122ZM124 98H125V97H124ZM178 98H181V97H178ZM178 98H177V99H178ZM183 98H186V97H185V96H184V97L182 96V99H183ZM192 98H193V97H192ZM222 98H224V96H223ZM231 98H230V100H231ZM233 98H234V97H233ZM233 98H232V101H233ZM235 98H236V97H235ZM0 99H1V98H0ZM13 99H15V97L12 98V101H13ZM21 99H22V98H21ZM45 99H46V98H45ZM49 99H50V97H49ZM193 99H194V98H193ZM193 99H192V100H193ZM216 99H217V101H218V100L220 101V98H219V99L216 98ZM1 100H2V99H1ZM5 100H3V102H4ZM16 100H17V98H16ZM16 100H15V101H16ZM19 100H20V99H19ZM22 100H23V99H22ZM32 100H33V98H32ZM38 100H39V99H38ZM170 100L172 101V99H170ZM198 100H200V99H198ZM210 100H212V99H210ZM210 100H209V101H210ZM221 100H222V99H221ZM226 100H227V98H226ZM230 100H229V102H230ZM237 100H238V99H236V101H237ZM12 101H11V106H12ZM23 101H24V100H23ZM23 101H22V102H23ZM41 101H42V100H41ZM50 101H51V99H50ZM150 101H151V100H150ZM174 101H178V100L175 99ZM193 101H194V100H193ZM203 101H204V99H203ZM236 101H235V102H236ZM253 101H254V100H253ZM255 101H256V100H255ZM29 102H30V100H29ZM29 102H26V103H29ZM31 102L33 103L34 101H31ZM38 102H39V101H38ZM38 102H37V103H38ZM44 102H45V100H44L43 102H41V103L43 104ZM48 102H49V101H48ZM48 102H47V103H48ZM184 102H185V101H184ZM188 102H189V101H188ZM200 102H201V101H200ZM204 102H205V101H204ZM204 102H203V103H204ZM223 102H224V101H223ZM223 102H222V103H223ZM229 102H228V103H229ZM233 102H234V101H233ZM235 102H234V103H235ZM240 102H241V101H240ZM240 102H239V104H240ZM242 102H243V101H242ZM242 102H241V103H242ZM257 102H258V101H257ZM6 103H7V102H6ZM14 103H15V102H14ZM14 103H13V106H12V107H15V106H14ZM19 103L21 104V101H19ZM23 103H25V101H24ZM41 103H39V104H41ZM47 103H46V105H47ZM74 103H75V102H74ZM110 103H111V102H110ZM182 103H183V102H182ZM185 103H186V102H185ZM197 103H198V102H197ZM207 103H208V102H207ZM207 103L205 102L206 105H207ZM212 103H213V100H212ZM212 103H211V104H212ZM214 103H215V102H214ZM216 103H217V102H216ZM219 103H220V102H219ZM219 103H217V104H219ZM224 103H225V102H224ZM224 103H223V105H224ZM230 103H231V102H230ZM0 104H1V102H0ZM2 104H5V103H2ZM39 104H38V105H39ZM161 104H162V103H161ZM161 104H160V106H161ZM192 104H194V103H192ZM199 104H200V103H199ZM205 104H204V105H205ZM211 104L208 103L207 107H208L209 105H211ZM226 104H227V102L225 103V105H226ZM235 104L237 105V103H235ZM260 104H261V103H260ZM263 104H264V102H263ZM7 105H9V104L7 103ZM18 105H19V104H18ZM34 105H35V102H34ZM214 105H215V104H213L212 106H214ZM243 105H245V104H243ZM251 105H252V104H251ZM21 106H22V105H21ZM24 106H25V105H23L22 107H24ZM39 106H40V105H39ZM43 106H45V104H44ZM48 106H49V105H48ZM212 106H211V107H212ZM218 106H220V104H219ZM228 106H229V105H228ZM232 106H235V105H232ZM239 106L241 107L242 105H239ZM239 106H238V107H239ZM245 106H246V105H245ZM245 106H244V108L246 109L247 107H245ZM253 106H254V105H253ZM8 107H9V106H8ZM12 107H11V108H12ZM16 107H17V105H16ZM157 107H158V106H157ZM202 107H203V105H202ZM207 107H206L205 109H207ZM225 107H227V105H226ZM240 107H239V108H240ZM251 107H252V106H251ZM260 107H262V106H260ZM260 107H259V108H260ZM263 107H264V106H263ZM18 108H20V107H18ZM18 108H17V109H18ZM25 108H26V106H25ZM25 108H23V109L25 110ZM33 108H35V111H34V112H36V111L39 110L41 107H40L39 109H37V110H36V107H35V106H34ZM37 108H38V107H37ZM180 108H181V107H180ZM212 108H213V107H212ZM221 108H222V104H221L220 110H221ZM235 108H236V107H235ZM249 108H250V107L248 106L247 109H249ZM255 108H256V107H255ZM8 109H9V108H8ZM26 109H27V108H26ZM30 109H31V107H30ZM148 109H149V108H148ZM148 109H147V111H148ZM202 109H204V108H202ZM227 109H228V108H227ZM227 109H225L223 112H227V111L229 110V109H228V110H227ZM232 109H233V108H232ZM241 109H242V107H241ZM245 109H244V111L241 110V111H242V114H241V115H243V116H244V114H246V113L248 112L247 109H246L247 112L244 113V112H245ZM251 109H253L252 111H254V107L251 108ZM257 109H258V108H257ZM10 110H11V109H10ZM13 110H14V109H13ZM24 110H23V111H24ZM105 110H106V109H105ZM122 110H123V109H122ZM179 110H181V109H179ZM187 110H188V109H187ZM200 110H201V109H200ZM200 110H199V111H200ZM238 110H239V109H238ZM249 110H250V109H249ZM262 110H264V109H262ZM11 111H12V110H11ZM15 111H16V110H15ZM20 111H21V110H20ZM31 111H32V109H31ZM96 111H97V110H96ZM106 111H107V110H106ZM207 111H208V109H207ZM212 111H214V109H213V110L211 109V112H212ZM218 111H219V110H218ZM229 111H230V110H229ZM241 111H240V112H241ZM12 112H13V111H12ZM17 112H18V111H17ZM21 112H22V111H21ZM184 112H185V111H184ZM209 112H210V109H209ZM230 112H232V111H230ZM240 112L238 113L239 116H241V115H240ZM250 112H251V111H250ZM7 113H9V112H7ZM18 113H19V112H18ZM30 113H31V112H30ZM32 113H33V111H32ZM36 113H37V112H36ZM38 113H39V111H38ZM122 113H123V112H122ZM188 113H189V112H188ZM218 113H219V112H218ZM220 113H221V112H220ZM227 113H228V112H227ZM232 113H234V112H232ZM232 113H231V114H232ZM243 113H244V114H243ZM253 113H254V112H252L251 114H253ZM257 113H258V112H257ZM257 113H256V114H257ZM11 114H12V113H11ZM14 114H15V113H14ZM33 114H34V113H33ZM125 114H126V112H125ZM201 114H203V113H201ZM206 114H209V113L206 112ZM206 114H204V117H205ZM256 114H255V115H256ZM100 115H102V114H100ZM179 115H180V114H179ZM185 115H187V114H185ZM188 115H189V114H188ZM192 115H193V114H192ZM199 115H200V114H199ZM211 115H213V114H211ZM211 115L209 114V116H211ZM216 115H217V114H216ZM223 115H224V114H223ZM238 115H237V116H238ZM253 115H254V114H253ZM10 116H11V115H10ZM14 116H17V115H14ZM36 116H37V115H36ZM209 116H208V117H209ZM217 116H218V115H217ZM217 116H216V117H217ZM220 116H221V115H220ZM231 116H232V115H231ZM257 116H258V114H257L256 116H254V117H257ZM260 116H262V115H260ZM39 117H40V116H39ZM189 117H190V116H189ZM195 117H197V118L199 119L198 116H195ZM252 117H253V116H252ZM13 118H15V117H13ZM16 118H17V117H16ZM36 118H37V117H36ZM190 118H191V117H190ZM219 118H222V117H219ZM223 118H224V116H223ZM223 118H222V119H223ZM247 118H250V117H246V120H247ZM258 118H259V117H258ZM261 118H262V117H261ZM261 118H260V119H261ZM263 118H264V117H263ZM169 119H170V118H169ZM174 119H175V118H174ZM206 119L208 120L209 118H206ZM214 119H216V118H214ZM238 119H239V118H238ZM241 119H242V116H241ZM241 119H240V120H241ZM207 120H206V121H207ZM217 120H219V119L217 118L216 121H217ZM224 120H225V119H224ZM226 120H228V119H226ZM232 120H233V119H232ZM258 120H259V119H257V121H255V123H256V122L259 123ZM262 120H263V119H262ZM169 121H170V120H169ZM181 121H182V120H181ZM181 121H180V122H181ZM188 121H189V120H188ZM230 121H231V120H230ZM236 121H237V119H236ZM248 121H250V119H249ZM36 122H37V120H36ZM139 122H140V121H139ZM176 122H178V121H176ZM176 122H175V124H176ZM195 122H196V121H195ZM198 122H199V120H198ZM211 122H212V121H211ZM218 122H219V121H218ZM246 122H247V121H246ZM260 122H261V121H260ZM3 123H4V121H3ZM118 123H119V122H118ZM120 123H121V122H120ZM181 123H182V122H181ZM190 123H191V121H190ZM190 123H189V124H190ZM209 123H210V122H209ZM213 123H214V122H213ZM223 123H224V122H223ZM240 123H242V122H240ZM244 123H245V122H244ZM250 123H251V122H250ZM250 123H249V124H250ZM255 123H254V124H255ZM263 123H264V122H263ZM138 124H139V123H138ZM179 124H180V123H179ZM189 124L187 123V125H189ZM194 124H195V123H194ZM238 124H239V123H238ZM238 124H237L236 126H238ZM249 124H248V122H247V126H249ZM252 124H253V122H252ZM254 124H253V125H254ZM4 125H5V124H4ZM10 125H11V124H10ZM34 125H36V124H34ZM167 125H168V124H167ZM192 125H193V124H192ZM192 125H191V126H192ZM198 125H200V124L198 123ZM210 125H211V124H210ZM216 125H217V124H216ZM222 125H223V124H222ZM228 125H229V124H228ZM228 125H227V126H228ZM232 125H233V124H232ZM255 125H256V124H255ZM257 125H258V124H257ZM259 125H261V124H259ZM263 125H264V124H263ZM27 126H28V125H27ZM31 126H32V125H31ZM185 126H186V125H185ZM189 126H190V125H189ZM193 126H194V125H193ZM196 126H197V124H196ZM219 126H221V125H219ZM227 126H226V129H227ZM8 127H10V126H8ZM25 127H26V126H25ZM32 127H33V126H32ZM186 127H187V126H186ZM223 127H225V126H223ZM223 127H219V128L217 127V128H218L219 131H220V128H223ZM249 127H250V126H249ZM259 127H260V126H259ZM263 127H264V126H263ZM165 128H166V127H165ZM165 128H163V129H165ZM180 128H181V127H180ZM180 128H179V130H182V129H180ZM240 128L242 129L243 127L240 126ZM255 128H256V127H255ZM260 128H261V127H260ZM0 129H3V128H0ZM22 129H23V128H22ZM229 129H230V128H229ZM241 129H240V130H241ZM250 129H251V128H250ZM257 129H258V128H256V130H257ZM6 130H7V129H6ZM8 130H9V129H8ZM30 130H31V129H30ZM183 130H184V129H183ZM221 130H222V129H221ZM227 130H228V129H227ZM231 130H232V129H231ZM242 130H243V129H242ZM242 130H241V131H242ZM245 130H246V129H245ZM2 131H3V130H2ZM189 131H190V130H189ZM203 131H204V130H203ZM217 131H218V130H217ZM222 131H223V130H222ZM228 131H229V130H228ZM232 131H234V130H232ZM235 131H237V130H235ZM246 131H247V130H246ZM246 131H245V132H246ZM167 132H168V131H167ZM178 132H179V131H178ZM259 132H261L260 129L258 130V133H259ZM7 133H9V132H7ZM15 133H16V132H15ZM197 133H198V131H197ZM235 133H236V132H235ZM21 134H22V133H21ZM180 134H181V136H182V133H181V132H180ZM194 134H195V133H194ZM199 134H200V132H199ZM204 134H205V131H204ZM221 134L224 135L225 133H224V134L221 133ZM226 134H227V133H226ZM231 134H232V133H231ZM256 134H257V132H256ZM8 135H9V134H8ZM200 135H201V134H200ZM217 135H218V134H217ZM6 136H7V135H6ZM17 136H18V135H17ZM33 136H34V135H33ZM181 136H180V137H181ZM207 136H208V135H207ZM226 136H227V135H226ZM226 136H225V137H226ZM236 136H237V134H236ZM236 136H235V137H236ZM247 136H248V135H247ZM257 136H258V135H257ZM257 136H256V137H257ZM263 136H264V135H263ZM19 137H20V136H19ZM19 137H18V138H19ZM208 137H209V136H208ZM217 137H218V136H217ZM219 137H220V136H219ZM235 137H234V138H235ZM253 137H255V134H254ZM25 138H26V137H25ZM32 138H33V137H32ZM32 138H31V139H32ZM210 138H212V137H210ZM231 138H232V137H231ZM239 138H240V137H239ZM203 139H204V138H203ZM220 139H221V138H220ZM232 139H233V138H232ZM235 139H236V138H235ZM242 139H243V138H242ZM27 140H28V139H27ZM159 140H160V139H159ZM258 140H259V139H258ZM173 141H174V140H173ZM170 142H171V141H170ZM233 142H234V141H233ZM9 143H10V142H9ZM172 143H173V142H172ZM12 144H13V142H12ZM22 144H23V143H22ZM6 145H7V143H6ZM176 146H178V145H176ZM185 146H186V145H185ZM206 146H207V145H206ZM223 146H224V145H223ZM191 148H192V147H191ZM202 148H204V147L202 146ZM135 149H138V148H134V150H135ZM139 149H140V151H141V148H139ZM17 150H18V149H17ZM235 150H236V149H235ZM237 151H238V150H237ZM262 151H263V150H262ZM254 152H255V151H254ZM210 153H211V152H210ZM183 155H184V154H183ZM183 155H182V156H183ZM157 156H158V154H157ZM254 157H255V156H254ZM146 158H147V157H146ZM184 158H186V157H183V159H184ZM137 159H138V158H137ZM181 159H182V158H181ZM3 160H4V159H3ZM180 162H181V161H180ZM225 162H226V160H225ZM172 163H173V162H172ZM149 164H150V163H149ZM194 165H195V164H194ZM194 165H193V166H194ZM167 167H168V166H167ZM180 167H181V166H180ZM190 167H191V165H190ZM181 168H182V167H181ZM144 171H145V170H144ZM152 171H153V170H152ZM174 172H175V171H174ZM176 172H177V171H176ZM178 172H179V171H178ZM199 172H200V171H199ZM203 172H204V171H203ZM200 173H201V172H200ZM144 174H145V173H144ZM147 174H148V173H147ZM154 175H155V174H154ZM167 176H168V175H167ZM220 176H221V175H220ZM203 177H204V175H203ZM164 178H165V177H163V179H164ZM192 178H193V177H192ZM161 179H162V177H161ZM193 179H194V178H193ZM178 180H179V179H178ZM191 180H192V179H191ZM179 181H180V180H179ZM179 181H178V182H179ZM181 182H182V181H180V184H181ZM182 183H183V182H182ZM207 183H208V182H207ZM180 184H178L177 186L179 187ZM156 185H157V184H156ZM181 185H182V184H181ZM84 186H85V185H84ZM110 186H111V185H110ZM182 186H183V185H182ZM85 188H86V187H85ZM94 188H95V187H94ZM149 188H151V187H149ZM160 189H161V188H160ZM179 189L181 190V188H179ZM158 190H159V189H158ZM168 190H169V189H168ZM89 191H90V190H89ZM91 191H92V189H91ZM91 191H90V192H91ZM141 191H142V189H141ZM141 191H140V192H141ZM156 191H157V189H156ZM162 191H163V190H162ZM110 193H111V192H110ZM163 193H164V191H163ZM78 194H79V193H78ZM80 194H81V193H80ZM86 194H87V193H86ZM86 194H85V196H86ZM138 194H139V193H138ZM140 194H141V193H140ZM166 194H167V193H166ZM87 195H88V194H87ZM110 195H112V193H111ZM160 195H161V193H160ZM88 197H89V196H88ZM163 197H164V196H163ZM171 197H172V196H171ZM159 198H160V197H159ZM166 198H167V197H166ZM206 198H207V197H206ZM206 198H204V200H206ZM78 199H79V197H78ZM105 199H106V198H105ZM153 199H154V198H153ZM109 200H110V199H109ZM204 200H203V201H204ZM83 201H84V199H83ZM163 201H165V200H163ZM201 201H202V198H201ZM78 202H79V201H78ZM80 202H81V200H80ZM150 202H151V201H150ZM162 203H164V202H162ZM149 204H150V203H149ZM80 205H81V204H80ZM167 205L169 206V204H167V202H166V206H167ZM197 205H198V204H197ZM199 205H200V204H199ZM201 205H202V204H201ZM168 206H167V207H168ZM203 206H204V205H203ZM200 207H202V206H200ZM88 209H90V207H88ZM88 209H87V210H88ZM85 210H86V209H85ZM90 211L92 212L93 210H90ZM143 211H144V210H143ZM101 212H102V211H101ZM144 212H145V211H144ZM95 213H96V212H95ZM92 214H93V213H92ZM114 214H116V213H114ZM114 214L112 213V215H114ZM150 214H151V213H150ZM154 214H155V213H154ZM196 214H197V213H196ZM84 215H87V214H84ZM84 215H83V216H84ZM123 215H124V214H123ZM144 215H145V217H147V216H146V215H148L147 212H146V214H144ZM152 215H153V214H152ZM152 215H151V216H152ZM156 215H157V214H156ZM72 216H73L72 218H73V220H74V217H75V216H74V215H72ZM90 216H91V213H90ZM98 216H99V215H98ZM98 216L96 217V219L98 218ZM142 216H143V214H142ZM158 216H159V215H158ZM113 217H115V216H113ZM113 217H112V218H113ZM143 217H144V216H143ZM143 217H142V218H143ZM159 217H160V216H159ZM163 217H164V216H163ZM106 218H107V217H106ZM109 218H111V217H108V219H109ZM119 218H120V220L122 219L121 217H119ZM119 218H118V219H119ZM147 218H148V217H147ZM156 218H157V217H156ZM160 218H161V217H160ZM164 218H165V217H164ZM196 218H197V217H196ZM98 219H99V218H98ZM98 219H97V220H98ZM113 219H114V218H113ZM128 219H129V218H128ZM73 220H72V221H73ZM86 220H87V219H86ZM97 220H95V221H96L95 225L97 224ZM103 220H105V217H104ZM123 220H124V219H123ZM136 220H137V219H136ZM138 220H139V218H138ZM155 220H156V219H154V221H155ZM157 220H159V219H157ZM183 220H184V219H183ZM98 221H99V220H98ZM110 221H111V220H110ZM125 221H126V220H125ZM131 221H132V220H131ZM140 221H142V220L140 219ZM192 221H193V219H192ZM215 221H216V220H215ZM73 222H74V221H73ZM127 222H128V221H127ZM127 222H126V223H127ZM155 222H156V221H155ZM161 222H162V221H161ZM77 223H78V222H77ZM103 223H105V222H103ZM123 223H124V222H123ZM126 223H125V224H126ZM128 223H129V224H132V223H130V222H128ZM157 223H158V222H157ZM164 223H165V222H163V224H164ZM166 223H167V222H166ZM193 223H195V222H193ZM197 223H198V222H197ZM204 223H205V222H204ZM75 224H76V223H75ZM134 224H135V223H134ZM212 224H213V223H212ZM88 225H89V224H88ZM88 225H87V226H88ZM99 225H100V223H99ZM99 225H98V229H99ZM104 225H105V224H104ZM154 225H156V224H154ZM167 225H168V224H167ZM170 225H171V224H170ZM170 225H169V226H170ZM77 226H78V225H77ZM92 226H93V225H92ZM128 226H129V225H128ZM161 226H162V225H161ZM165 226H166V224H165ZM78 227H79V226H78ZM82 227H83V226H82ZM90 227H91V226H90ZM152 227H153V226H152ZM188 227L191 228L189 225L187 226V228H188ZM193 227H194V225H193ZM71 228H72V227H71ZM75 228H76V227H75ZM80 228H81V227H80ZM84 228H86V227H84ZM113 228H114V227H113ZM129 228H130V226H129ZM131 228H132V227H131ZM153 228H156V229L158 230L157 227H153ZM153 228H152V229H153ZM202 228H203V227H202ZM3 229H4V227H3ZM88 229L91 230L92 228H88V227H87V230H88ZM93 229H94V227H93ZM101 229H102V228H101ZM101 229H100V230H101ZM103 229L105 230V228H103ZM116 229H117V228H116ZM67 230H68V229H67ZM100 230H99V232H100ZM106 230H107V229H106ZM112 230H115V229H112ZM123 230H124V229H122V231H123ZM125 230H126V229H125ZM133 230H134V229H133ZM149 230H151V229H149ZM25 231H26V230H25ZM54 231H55V230H54ZM72 231H73V230H72ZM81 231H82V230H81ZM83 231H85V229H83ZM101 231H102V230H101ZM118 231H119V230H118ZM118 231H117V232H118ZM155 231H156V230H155ZM165 231H167V230H165ZM22 232H23V231H22ZM37 232H38V231H37ZM44 232H45V231H44ZM46 232H47V231H46ZM49 232H50V231H49ZM59 232H60V230H59ZM61 232H62V231H61ZM61 232H60V233H61ZM96 232H97V231H96ZM96 232H93V233H96ZM99 232H98V235H99ZM103 232H105V231H103ZM108 232H109V231H108ZM117 232H116V233H117ZM123 232H124V231H123ZM123 232H122V233H123ZM160 232H161V231H160ZM198 232H199V230H198ZM4 233H5V232H4ZM50 233H51V232H50ZM85 233H86V232H85ZM90 233L92 234V230H91ZM105 233H106V232H105ZM105 233H104V234H105ZM111 233H112V232H111ZM113 233H115V232H113ZM131 233L134 234L133 231H132ZM131 233H130V234H131ZM2 234H3V233H2ZM12 234H13V233H12ZM12 234H11V235H12ZM52 234H53V233H52ZM68 234H69V233H68ZM91 234H90V235H91ZM100 234H101V237H102V235H103L102 232H101ZM124 234H125V232H124ZM192 234H194V233H192ZM3 235H4V234H3ZM13 235H14V234H13ZM13 235H12V236H13ZM27 235H29V234H27ZM60 235H61V234H60ZM71 235H72V234H71ZM71 235H69V236H71ZM112 235H113V234H112ZM114 235H117V234H114ZM119 235H120V234H119ZM119 235H118V236H119ZM127 235L129 236V233L126 234V235H124V236L128 237ZM134 235H135V234H134ZM40 236H41V235H40ZM58 236H59V235H58ZM69 236L66 235V238L69 237ZM72 236H73V235H72ZM88 236H89V235H88ZM94 236H96V235L94 234ZM99 236H100V235H99ZM99 236H98V237H99ZM25 237H26V236H25ZM37 237H38V235H37ZM64 237H65V235H64ZM73 237H74V236H73ZM76 237H77V235H76ZM78 237H79V235H78ZM89 237H90V236H89ZM89 237H88V238H89ZM101 237H99L98 239H101ZM141 237H142V236H141ZM22 238H23V237H22ZM47 238H48V237H47ZM74 238H75V237H74ZM80 238H81V237H80ZM85 238L88 240L87 237H85ZM92 238H93V237H92ZM92 238H91V239H92ZM102 238H103V237H102ZM112 238L114 239L113 236H112ZM117 238H120V237H117ZM121 238H122V236H121ZM128 238H129V237H128ZM136 238H137V237H136ZM144 238H145V237H144ZM153 238H154V237H153ZM153 238H152V239H153ZM20 239H21V238H20ZM69 239H71V238H69ZM89 239H90V238H89ZM103 239H105V238H103ZM115 239H116V238H115ZM115 239H114V240H115ZM123 239H126V238H123ZM123 239H122V240H123ZM133 239L135 240V238H133ZM34 240H35V239H34ZM65 240H67V239H65ZM77 240H79V238H78ZM77 240H76V241H77ZM120 240H121V239H119V241H120ZM177 240H178V239H177ZM39 241H40V240H39ZM55 241H57V240H55ZM59 241H60V240H59ZM80 241H81V240H80ZM100 241H102V240H100ZM126 241H128V240L126 239ZM140 241H141V239H140ZM148 241H150V240H148ZM157 241H158V240H157ZM21 242H22V241H21ZM23 242H24V241H23ZM27 242L29 243V240H28ZM71 242H72V241H71ZM71 242H70V243H71ZM77 242H78V241H77ZM77 242H75V243H77ZM81 242H82V241H81ZM86 242H87V241H86ZM86 242H84V244H80V245H81V246H82V245L85 246ZM102 242H103V241H102ZM113 242H114V241H113ZM123 242H124V241H123ZM134 242H135L136 244H138V240H137V241H134ZM154 242H155V241H154ZM25 243H26V242H25ZM32 243H33V242H32ZM43 243H44V242H43ZM57 243H58V242H56V246L58 245ZM61 243H62V242H61ZM70 243H69V244H70ZM73 243H74V242H73ZM79 243H80V242H79ZM82 243H83V242H82ZM93 243H94V242H93ZM98 243H100V242H98ZM98 243L95 242L94 244H97V245H98ZM114 243H115V242H114ZM114 243H111V244H114ZM118 243H119V242H118ZM118 243H117V244H118ZM127 243H128V242H127ZM127 243H125V244H127ZM141 243H142V242H140V244H141ZM178 243H179V242H178ZM22 244H23V243H22ZM26 244H27V243H26ZM29 244H31V243H29ZM34 244H35V243H34ZM34 244H33V245H34ZM64 244H65V243H64ZM69 244H68V246H69ZM94 244H92V245L95 246V248H98V247L100 246V244H99V246L94 245ZM105 244H106V243H105ZM121 244H122V243H121ZM125 244H122V245H123L122 247H124ZM27 245H28V244H27ZM76 245H77L76 248H78V244H76ZM80 245H79V246H80ZM86 245H90V243H89V244L87 243ZM106 245H108V244H106ZM109 245H110V244H109ZM127 245H128V244H127ZM141 245H142V244H141ZM25 246H26V245H25ZM30 246H31V245H30ZM43 246H44V245H43ZM93 246H92V247H93ZM96 246H97V247H96ZM117 246H118V245H117ZM136 246H137V245H136ZM136 246H135V247H136ZM156 246H157V245H156ZM18 247H20V245H19ZM18 247H17V248H18ZM72 247H73V246H72ZM72 247H71V248H72ZM87 247H88V246H87ZM102 247H103V246H102ZM107 247H108V246H107ZM113 247H115V246H113ZM122 247H121V248H122ZM125 247H126V246H125ZM133 247H134V246H133ZM21 248H23V247H21ZM25 248H26V247H25ZM25 248H23V249H25ZM53 248H54V247H53ZM62 248H63V247H62ZM62 248H61V249H62ZM66 248H67V247H66ZM71 248H68V249H71ZM73 248H75V247H73ZM73 248H72V250H70L71 252L73 251ZM79 248H80V247H79ZM89 248H90V247H89ZM104 248H105V247H104ZM109 248H110V247H109ZM126 248H127V249H126ZM126 248H125V250H128L129 246L126 247ZM140 248H141V247H140V245H139V249H140ZM32 249H33V248H32ZM55 249H56V248H55ZM61 249H60V250H61ZM82 249H83V248H82ZM92 249H93V248H92ZM110 249H111V248H110ZM28 250H29V248H28ZM34 250H35V249H34ZM38 250H39V249H38ZM38 250H36V251H38ZM56 250H57V249H56ZM56 250H55V252H56ZM79 250H80V249H79ZM119 250H122V252L124 251L123 249H120V245H119ZM119 250H118V251H119ZM131 250H132V249H131ZM131 250H130V253H131ZM137 250H138V249H137ZM140 250H141V249H140ZM16 251L19 252L18 249H17ZM85 251H86V250H85ZM107 251H108V250H107ZM111 251H112V250H111ZM132 251H133V250H132ZM142 251H143V250H142ZM144 251H145V250H144ZM17 252H15V253H17ZM21 252H22V251H21ZM25 252H26V251H25ZM27 252H28V251H27ZM38 252H39V251H38ZM41 252H42V251H41ZM45 252H46V250L44 251V253H45ZM51 252H52V251H51ZM63 252H64V251H63ZM68 252H69V250H68ZM78 252H79V251H78ZM86 252H88V251H86ZM108 252H110V251H108ZM122 252H121V253H122ZM146 252H147V251H146ZM167 252H168V251H167ZM44 253H42L43 256H45ZM47 253H48V252H47ZM72 253H73V252H72ZM83 253H85V252H83ZM118 253H119V252H118ZM124 253H125V252H124ZM126 253H127V252H126ZM126 253H125V254H126ZM132 253H133V252H132ZM21 254H22V253H21ZM29 254H31V252H29ZM52 254H53V253H52ZM59 254H60V253H59ZM65 254H66V253H65ZM67 254H68V253H67ZM69 254H70V253H69ZM69 254H68V255H69ZM76 254H77V253H76ZM88 254H89V252H88ZM108 254H109V253H108ZM112 254H113V252H112ZM142 254H143V253H142ZM148 254H149V253H148ZM26 255H27V254H26ZM26 255L23 254V256H26ZM39 255H40V254H39ZM39 255H38V256H39ZM47 255H48V254H47ZM49 255H50V254H49ZM62 255H63V254H62ZM71 255H72V254H71ZM79 255H80V252H79ZM79 255H76V256H79ZM81 255H82V254H81ZM83 255H84V254H83ZM145 255H146V254H145ZM20 256H22V255H20ZM20 256H19V257H20ZM31 256H32V255H31ZM31 256H30V257H31ZM35 256H36V255H35ZM38 256H37V257H38ZM40 256H41V255H40ZM54 256H55V255H54ZM56 256H58V255H56ZM56 256H55V257H56ZM66 256H67V255H66ZM73 256H74V254H73ZM85 256H86V254H85ZM109 256H110V255H109ZM116 256H117V254H116ZM120 256H122V255H120ZM134 256H135V255H134ZM141 256H144V255H141ZM146 256H147V255H146ZM17 257H18V256H17ZM50 257H51V259H52V256H50ZM87 257H89V256L87 255ZM111 257H114V256H111ZM122 257H123V256H122ZM23 258H25V257H23ZM40 258H41V257H39V259H40ZM42 258H43V257H42ZM62 258H63V256H62ZM64 258H65V257H64ZM66 258H67V257H66ZM115 258H116V257H115ZM115 258H113V261H114ZM120 258H121V257H120ZM123 258H124V257H123ZM125 258H126V257H125ZM125 258H124V259H125ZM127 258H128V257H127ZM127 258H126V260H127ZM18 259H19V258H18ZM27 259H28V258L26 257V260H27ZM30 259H31V258H30ZM32 259H33V258H32ZM43 259H44V258H43ZM48 259H49V258L47 257V260H48ZM58 259H60V258H58ZM58 259H57V260L54 259V260L60 262L61 260H58ZM68 259H71V258H68ZM73 259H74V258H73ZM75 259L77 260L76 257H75ZM75 259H74V260H75ZM89 259H90V257H89ZM118 259H119V258H118ZM121 259H122V258H121ZM121 259H119V260H121ZM34 260H35V259H34ZM37 260H38V259H37ZM45 260H46V259H45ZM64 260H65V259H64ZM64 260H63V261H64ZM74 260H73V261H74ZM80 260H81V259H80ZM110 260H112V259H110ZM122 260H123V259H122ZM18 261H21V260H18ZM28 261H29V259H28ZM42 261H43V260H42ZM67 261H68V260H67ZM67 261H65V262H67ZM127 261H128V260H127ZM136 261H137V260H136ZM36 262H37V261H36ZM38 262H39V261H38ZM38 262H37V263H38ZM40 262H41V260H40ZM51 262H52V261H51ZM115 262H116V260H115ZM118 262H119V261H118ZM118 262H117V263H118ZM121 262H122V261H121ZM140 262H141V260H140ZM53 263H54V262H53ZM57 263H58V262H57ZM57 263H56V264H57ZM62 263H64V262H62ZM117 263H116V264H117ZM119 263H120V262H119ZM126 263H127V262H126ZM128 263H129V262H128ZM128 263H127V264H128ZM23 264H24V263H23ZM49 264H50V263H49ZM68 264H69V262H68ZM122 264H123V262H122Z\"/></svg>", "mask_w": 264, "mask_h": 264}]
</instances>
